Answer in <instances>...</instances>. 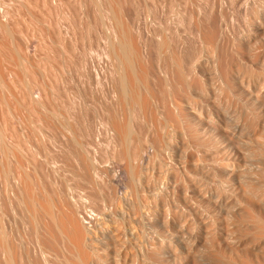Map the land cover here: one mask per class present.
Segmentation results:
<instances>
[{
    "label": "rangeland",
    "instance_id": "obj_1",
    "mask_svg": "<svg viewBox=\"0 0 264 264\" xmlns=\"http://www.w3.org/2000/svg\"><path fill=\"white\" fill-rule=\"evenodd\" d=\"M88 1V2H87ZM106 1V2H105ZM116 1H118V2H116ZM110 0V2L109 1H107V0H103V1H101V0H99V2H98V0L96 1V0H62V3H64V4H58V3H53L52 4V0H0V35L2 34L3 35V33L5 34V32L7 31L8 32V34H5L6 35V37H7V39H8V45L11 47H9L10 48V50H11V57H14V58H12V65H11V68H12V70H13V76H16V77H19V78H21L22 80H23V82H24V85H25V88H27L26 90L28 91V93H30L31 94V96H33V97H35V96H37V97H35L34 99H37V100H40L45 106H47L48 108H50V116L52 117V119H53V121L51 120V118L46 122V120H44L41 116V119H42V121L43 122H41V119L39 120L38 119V117H39V112H36L34 109L31 111L32 113H33V115H38L37 117L36 116H34L35 118H34V120H35V122L37 123V122H40V124H38L39 126L42 124V123H44V125H42V127L43 126H47L46 128H47V130H46V132L48 133V134H50V135H52L51 136V138H52V140L54 141H52L54 144L51 146V152L52 153H50V157L48 156V154H46V153H43L42 155H43V157H41L42 159H41V166L43 165V163H44V168H43V170L41 171V173H40V176H41V178L43 177V180H45V182L39 177V179L42 181L41 183H43L44 182V187H47V188H50V185L51 184H56V185H54V187L56 188H54L55 189V194H56V198H57V203H59L60 202V204H58L59 205V208L61 209V211H65L66 212V210H68L69 209V213H74L76 216H77V218L79 219V218H82V219H79V221L81 222V224L82 225H84V229L86 230V228H87V230H88V232L89 233H91V234H93V232L95 233V232H98L97 233V236H102L104 233L105 234H112L113 236H117L116 235V233L118 234V235H121L122 236V234H123V236L121 237V238H123L122 240H125L124 238H127L126 236H125V232H127V234L126 235H128V234H130V232H129V230H131L133 227H136V225H137V228H138V230H139V232L141 233V236H140V233H139V236H138V230H136L135 228L134 229H132V231H133V234L135 235V236H137V239H138V237H139V239L138 240H136V241H138V242H140V244H143V242H142V240H144L146 237H150L151 238V242H152V244H155L154 242H155V240H158L159 238H163V236H164V233H163V231L158 227V225H156V222L159 220V219H161V218H165L166 217V219L168 218L169 219V217L171 218V221H174L175 222V220L177 219V218H182V220H177V223L176 224H178V225H181L182 226V224H185L184 225V227H185V229H187L188 228V225L189 226H191L190 227V229H192L193 227H194V231L193 232H195V227L198 229V220H204V219H207L206 221L207 222H209L211 219H209L210 218V214H211V218H212V220H213V222H214V220H215V216H213L215 213L213 212V211H211L210 209H208V208H206L204 205H202L201 203L199 204V202L197 201L198 200V198H195V197H197V196H195V195H193L192 193H190L189 191V193L188 192H186V193H182V191L181 190H179L178 189V186H176V184L174 183V181H173V179H171V177L170 176H178V177H182V175H183V170H182V168L180 167V164H179V162H178V159H179V157L183 160V162L185 163V162H187L188 163V165H189V163L190 162H197V163H201V161H202V159H203V165L205 164L206 165V163H205V159H204V157L200 154V149H199V147H198V145L195 143V142H193V141H190V139H189V135H188V133H186V131H187V129H186V124H185V118H183L181 115H179V113H177L178 112V109L176 108V106L175 107H173L174 105H176L175 104V101H178L179 103L181 102L180 100H182V103L181 104H183V101L186 99V96H184V94H183V92L181 93V91H180V87H179V84L176 82V80H174L175 78H173L174 76L172 75V73H166L165 72V70H163L164 68H163V66H165V64L167 63V62H172V57L170 58V56L173 54V53H176L175 51H177V54H181L182 55V57H183V64H184V67H186V68H184L185 69V73H186V75H187V78H188V80H187V88L190 90H188L187 88V92L190 94V96H191V91L192 90H197V91H199V92H202L203 93V91H204V95H206V93H207V96L210 98V101L209 102H207V101H204L203 102V100H201V99H195V100H193L194 102L195 101H197V103L196 104H194L193 106L194 107H196V108H198L197 110H200L201 111V109H202V111H204V114H202L203 112L201 111V115H206L204 118H209V119H211L212 117H208V115L206 114V113H208V112H210V113H212V115L215 117V118H213V120L215 121V122H218V121H220L219 122V124L220 125H223V126H225V128H227L228 130H230V129H233V131L231 130L230 132H231V134L233 133V132H235V134H232V135H234L233 137H234V141L236 142L235 144H239V145H241L242 146V143L245 145H248L247 143H245V141H254V137H255V134H256V132H261L260 130L261 129H259L260 127L259 126H257V125H254V126H252L251 124H249L250 123V120H252V113H253V111L255 110V108H254V105L252 104V102L251 101H249L247 98H249V97H244L243 95H242V93H241V91H240V87L238 86L239 84H237V82H235V81H233L232 79H231V76L230 75H235V77H240L239 79L240 80H243L244 79V83L247 85V86H249V84H250V86H252V87H250V88H252V90L253 91H255V92H257L258 94H261V98H260V100L261 101H264V92H262V91H264V45H259L258 43H256V41H254V39H253V36H254V34H255V36H261L260 34H258V33H260L259 31H257L256 29H255V25H254V16H255V12L257 11V9L259 8V6H260V9H263L264 10V0H241L240 2H239V4H237L236 3V0H232V2L230 1V0H214V1H210V0H205L204 2L202 1V0H200V1H198V0H194V2H193V0H192V2L193 3H197V5H199V8L197 9V7H196V5L195 4H193V3H191V0H178L177 2H176V0H156V2H155V0L154 1H152V0ZM119 1H122V2H119ZM127 1H128V3H127ZM130 1V2H129ZM180 1V2H179ZM190 1V2H189ZM222 1H224V3L222 2ZM251 1V2H250ZM78 2V3H77ZM88 3V8L85 10V8H86V3ZM96 2V3H95ZM97 2H98V5H100L101 4V6H98L97 5ZM101 2V3H100ZM102 2H104L103 4H104V8H107V9H104L103 8V4H102ZM114 2V3H113ZM161 2H162V4H161ZM173 2V3H172ZM199 2V3H198ZM200 2H202V3H200ZM209 2V3H208ZM227 2V3H226ZM242 2V3H241ZM245 2H246V5H245ZM248 2V3H247ZM256 2V3H255ZM261 2V3H260ZM68 3V4H67ZM71 3H73V4H71ZM92 4V5H90V4ZM113 4V6H114V8H113V6H111V4ZM121 3V4H120ZM155 3V4H154ZM169 3V4H168ZM182 4V5H180V4ZM187 3V4H186ZM224 4V7H225V9H224V7L222 8L221 6H223V4ZM251 3V4H250ZM57 4V5H56ZM85 4V6H83ZM106 4H107V6L109 7H107L106 6ZM115 4V5H114ZM118 4H120V5H118ZM124 4V6H122ZM157 4V5H156ZM165 4H166V6H165ZM172 4H174V5H172ZM193 4V5H192ZM233 4V5H232ZM235 4V5H234ZM250 4V5H249ZM255 4H258V6H256ZM61 5H63V8H62V6ZM96 5H97V7H96ZM118 5V6H117ZM162 5V6H161ZM169 5V6H168ZM178 5L179 6H181V8L183 7V9H181L180 10V7L179 8H177L179 11H178V13H181L182 14V12L184 13V12H187V14L185 13V14H180L181 15V17H178V13L177 12H174V10H175V8H176V6L178 7ZM186 5V6H185ZM191 5V6H190ZM202 5V6H201ZM214 5V7H215V9H214V7H212ZM231 5H232V7L234 8H232L231 7ZM248 5V9L246 8V6ZM262 5V6H261ZM67 6V7H66ZM68 6H70V10H69V7ZM82 6V7H81ZM93 6H95V7H93ZM106 6V7H105ZM171 6H172V10L170 11V9L169 8H171ZM192 6H194V7H192ZM200 6H201V8H200ZM220 6V7H219ZM230 7L229 9H228V7ZM237 6V7H236ZM239 6H240V8H239ZM241 6H242V8H241ZM251 6V7H250ZM84 7V8H83ZM92 7V8H91ZM123 7V8H122ZM124 7H126V8H124ZM153 9H152V8ZM156 7H158V8H156ZM169 7V8H168ZM243 7H245V8H243ZM255 7V8H254ZM66 8V9H65ZM81 8V9H80ZM97 8V9H96ZM102 8H103V10H104V17L106 18V20H105V18L104 17H102L103 16V10H102ZM120 8H122V11H123V13H121L122 11H121V9ZM128 8V9H127ZM163 8V9H162ZM196 8V9H195ZM254 8V9H253ZM2 9H3V11H2ZM83 9V10H82ZM90 9V10H89ZM102 11H101V10ZM109 9V10H108ZM117 9V10H116ZM126 11V12H124V10ZM133 9V10H132ZM137 9V10H136ZM177 9L175 10V11H177ZM187 9V10H186ZM220 9H221V11H220ZM232 9V10H231ZM253 9V10H252ZM5 10V11H4ZM108 10V11H107ZM117 12H116V11ZM152 10V11H151ZM168 10V11H167ZM182 10H185V11H182ZM200 10H202V11H200ZM247 10V11H246ZM255 10V11H254ZM66 11H68V14L69 15H71L72 17H70V16H68V14L66 13ZM72 11V12H71ZM86 11V12H85ZM110 11H111V13H110ZM113 11V12H112ZM190 11H192V12H190ZM223 11V13L221 14V12ZM253 11V12H252ZM5 12H6V14H5ZM101 12H102V15H100L101 14ZM110 14H109V13ZM172 12L174 13V14H172ZM195 12H197V13H195ZM199 12H201V15L203 16H201L200 14H199ZM207 12V13H206ZM250 12V13H249ZM67 15H65V14ZM74 13V14H73ZM96 13V14H95ZM98 13V14H97ZM118 13V17H120L119 19H120V22H121V27L123 28V29H125L126 31H124V30H122V32H123V34H125L126 32L128 33H126V36H128V37H124L123 36V38H124V40L126 39L128 42H126L125 41V43H127L126 44V46H128L127 48H128V51H129V54H130V56H129V58H130V60H131V62L133 63V65H134V67H135V71H136V73H137V77H139V79H141V68L142 67H145V65H146V68H148L149 69V81L150 82H152V83H150V85H152L153 87H155L157 90H155V95L154 96H152L153 98H155V99H153V98H151V101H150V104L148 103V104H145L144 103V95L146 94V91H145V89H144V85L142 84L143 82H141L140 84V86H143V88H141V89H143L141 92V94H142V96H141V100H140V102L139 103H136L137 105H135V104H132V103H129V104H122L121 106H116L115 105V103H112V95H111V93L109 92L110 91V89L108 88L109 87V82L111 83V81H112V75H111V73L112 72H110V73H108L107 74V68L109 67V65L112 63V60H111V58L109 57V55H108V52H107V48H106V45H105V42H103L104 40V38L102 39V36L104 37L105 36V33H104V35L102 34L103 32H102V30L104 31V25L106 24H108L107 22H108V16H113V14H117ZM151 13V14H150ZM153 13V14H152ZM168 13H169V15H168ZM205 13V14H204ZM225 13V14H224ZM247 15H246V14ZM5 14V15H4ZM107 14V15H106ZM121 14V15H120ZM127 14V15H126ZM175 14H177V15H175ZM193 15L194 14V16H191V15ZM254 14V15H253ZM2 15H4V17H2ZM124 15H126V16H124ZM130 17H129V16ZM150 15H152V16H150ZM153 15H155V16H153ZM173 15H175V17L173 16V18H172V16ZM185 15V16H184ZM196 15V16H195ZM75 16V17H74ZM121 16H124V17H121ZM190 16H191V18H193V19H191L190 20ZM199 16V17H198ZM200 16H201V18H200ZM222 16H223V19H222ZM224 16H226L225 18H224ZM247 16H248V18H247ZM66 18V19H64V18ZM82 17H84V19L82 18ZM87 17H88V19H87ZM127 17V18H126ZM133 17V18H132ZM152 17H155V19L154 18H152ZM164 17H166V18H164ZM197 19H195V18ZM63 18V21L61 20ZM67 18H69L68 20H67ZM70 18H71V20H70ZM157 18V19H156ZM183 19L184 18V22H182V21H179L180 19ZM127 19H129L130 21H128L127 22ZM164 19V20H163ZM175 19V20H174ZM181 19V20H182ZM186 19V20H185ZM199 19H201V23H199V26L200 25H202V24H204V25H202L201 27L202 28H199L198 30H197V28L195 27L196 25V23H198L199 22ZM249 19V20H248ZM59 20V21H58ZM61 20V21H60ZM70 20V21H69ZM76 20V21H75ZM89 21V23H88V21ZM163 20V21H162ZM172 20H174V21H172ZM220 22H219V21ZM225 22H224V21ZM5 21V22H4ZM51 21V22H50ZM66 21H68V22H66ZM71 21H72V23L74 24V28L76 29V31H75V29L73 28V24L71 23ZM78 21V22H77ZM81 21H83L84 23H82ZM87 21V22H86ZM105 21H107V22H105ZM167 21V22H166ZM170 21H172V23L173 24H176V26L174 25V27H173V24L170 22ZM186 21H187V23H186ZM191 21V22H190ZM204 21H206V22H204ZM7 22H8V25H9V27H10V29H9V27H8V25H5V24H7ZM65 22V23H64ZM75 22V23H74ZM80 22H81V25H80ZM95 24H93V23ZM122 22H123V24H122ZM126 22V23H125ZM162 22V23H161ZM176 22V23H175ZM178 22V23H177ZM181 24H180V23ZM190 22V23H189ZM193 22V23H192ZM219 22V23H218ZM221 22H222V24H221ZM58 23V24H57ZM61 23V25H59ZM63 23V24H62ZM87 23V24H86ZM93 25H92V24ZM125 23V24H124ZM150 23V24H149ZM152 23H153V25H152ZM163 23H164V25H163ZM171 23V25H169ZM192 23V24H191ZM217 23V24H216ZM227 23V24H226ZM66 24V25H65ZM72 24V25H71ZM82 24H83V26L85 25V29H83V26H82ZM155 24H156V26H155ZM168 24V25H167ZM182 24H186V25H182ZM191 26H190V25ZM253 24V25H252ZM4 25L6 26V27H4ZM50 26V28H49V26ZM51 25H53V26H51ZM55 25V26H54ZM57 25H59V26H57ZM91 25V27L92 28H94L93 30H91L92 28L91 27H89ZM123 25H124V27H123ZM130 25V27H128ZM161 25H163V26H161ZM188 25H189V27H188ZM193 25V26H192ZM211 25L212 26H214L218 31V36H219V43H220V52H216V51H214V49H212L211 50V47L209 48V50L211 51H209L208 50V45L206 44H203L204 42H203V40H202V38L204 37V34L207 32V30H209V27H211ZM216 25V26H215ZM61 26V27H60ZM66 27L70 32H71V34L73 35H71V38L72 37H74V39L72 38H66V39H69V40H66L65 38H63V39H61L62 37V35L64 36V34H58L59 33V30H60V28H62V27ZM68 26V27H67ZM70 26V27H69ZM81 26V27H80ZM125 26H126V28H125ZM170 26H172L171 28H170ZM178 26H179V29H180V31H179V29H178ZM182 26V27H181ZM183 26H184V28H183ZM219 26V27H218ZM224 26V27H223ZM225 26H226V28H225ZM191 27V28H190ZM1 28H2V30H1ZM6 28V29H5ZM71 28V29H70ZM80 28V29H79ZM87 28H88V30H87ZM90 28V29H89ZM99 30H101V31H99ZM129 28H131V29H129ZM163 28H166V30H164L165 31V33H164V31H163ZM173 28H174V30H173ZM185 28H186V30H185ZM206 28V29H205ZM208 28V29H207ZM223 28H225V29H223ZM254 28V29H253ZM9 29V30H8ZM56 29V30H55ZM82 29H83V32H82ZM172 29V30H171ZM203 29V31H202V33H201V30ZM205 29V30H204ZM223 29V30H222ZM6 30V31H5ZM11 30H12V32H11ZM84 30H87V31H84ZM91 30V31H90ZM96 30H98V31H96ZM129 30V31H128ZM130 30H131V32H132V34L130 35ZM157 32H156V31ZM168 30V31H167ZM178 30V31H177ZM187 30H189V31H187ZM192 30V31H191ZM226 30V31H225ZM10 31V32H9ZM162 31V32H161ZM220 31V32H219ZM224 33H222V32ZM56 32V33H55ZM74 32H75V35H74ZM85 32H89L90 34L91 33H93V34H91V42H90V34L89 33H86L85 34ZM95 32H97V33H95ZM99 32H100V34H99ZM137 32V33H136ZM155 32H156V34H155ZM167 32H168V34L171 36H169V39H168V35H167ZM173 32H174V34H173ZM179 32V33H178ZM190 32H192V33H190ZM254 32H256V33H254ZM12 33V34H11ZM77 33V34H76ZM139 33V34H138ZM152 33H154V35L152 34ZM165 35H164V34ZM178 33V34H177ZM187 33V34H186ZM196 33V34H195ZM10 34V35H9ZM83 34H84V36H83ZM98 34L101 36H98ZM122 34V35H123ZM172 34V35H171ZM180 34V35H179ZM183 34V35H182ZM193 36H192V35ZM203 36H202V35ZM224 35L223 36V39H221V35ZM253 34V35H252ZM12 35V36H11ZM77 35V37H75ZM87 35H88V37H87ZM92 35H93V38H92ZM134 35V36H133ZM156 35V36H155ZM162 35V36H161ZM163 35L165 36L164 37V39H163ZM186 37H185V36ZM10 36V37H9ZM59 36H60V38H59ZM81 36H83L84 38H85V40H84V38H82ZM86 36V37H85ZM133 38H135V39H133ZM159 36V37H158ZM160 36H161V38L163 39V40H161V38H160ZM181 36H184L183 38H181ZM188 36V37H187ZM199 36V37H198ZM252 36V37H251ZM13 37L17 40H14L13 39ZM152 37V38H151ZM157 37V38H156ZM176 37H179V38H176ZM190 37V38H189ZM195 37V38H194ZM246 37H248L249 39H253L252 40V42H251V40H250V42H251V45H243L242 44V41H243V38H246ZM76 38V39H75ZM88 38V39H87ZM96 38V39H95ZM128 38V39H127ZM133 39V41L131 42V40ZM154 38V39H153ZM167 38V39H166ZM185 38V39H184ZM194 38V39H193ZM201 38V39H200ZM241 38V39H240ZM248 38H246V39H248ZM65 39V40H64ZM73 40L74 42H72L71 40ZM80 39H82L81 41H80ZM89 40V41H87V40ZM130 39V40H129ZM151 39V40H150ZM156 39H157V41H156ZM170 39H172V40H170ZM177 39H179V41L177 40ZM225 39V40H224ZM14 40V41H13ZM54 40H56V43H55V41ZM64 40V41H63ZM77 40H79V42H76ZM95 40V41H94ZM164 40H166L168 43H169V49L170 48H172V50L170 49V50H167L168 49V47H160V43L162 42V41H164ZM169 40V41H168ZM181 40H182V42H181ZM188 42H187V41ZM223 41V43L225 44H222V41ZM16 41V42H15ZM61 41V42H60ZM65 41H67L66 42V44H65ZM86 41V42H85ZM98 41V42H97ZM99 41H101L100 43H99ZM149 41H150V43H149ZM171 41H172V45H174V47L171 45ZM174 41V42H173ZM192 41V42H191ZM197 41H199V42H197ZM202 41V42H201ZM63 42H64V44H63ZM94 42V43H93ZM96 42V43H95ZM151 42H153V43H151ZM157 42H158V44H157ZM237 42V43H236ZM59 43H60V45H59ZM63 45H62V44ZM72 43H74V44H72ZM79 43V44H78ZM85 43H86V45H85ZM128 43H129V45H128ZM134 43V44H133ZM176 43V44H175ZM187 43V44H186ZM197 43H198V46L199 47H197ZM252 43H253V45H252ZM77 44V45H76ZM89 44V45H88ZM101 45V48H100V45ZM152 44V45H151ZM154 44L157 46H154ZM236 44V45H235ZM67 45V46H66ZM82 45V46H81ZM93 46V48H92V46ZM180 45H182V46H184V47H182V46H180ZM203 45H205V46H203ZM235 45V46H234ZM63 46H65V48L63 47ZM76 46V47H75ZM79 46V47H78ZM86 46H90L89 48L88 47H86ZM98 46H99V49H98ZM104 46V47H103ZM129 46H130V48H131V50H130V48H129ZM133 46V47H132ZM172 46V47H171ZM176 46H178V47H176ZM186 46H187V48H186ZM207 46V47H206ZM66 47H67V49H66ZM96 49H95V48ZM197 47V48H196ZM204 47V48H203ZM236 47V48H235ZM252 47H253V49H252ZM255 47H258L257 49L255 48ZM79 48H81L80 50H79ZM163 48L165 49V50H163ZM174 48V49H173ZM180 48V49H179ZM234 48V49H233ZM63 49H65V50H63ZM77 49H78V51H77ZM92 49H94L95 51H93ZM99 50V51H96V50ZM138 49V50H137ZM176 49V50H175ZM183 49V50H182ZM185 49V50H184ZM189 49V50H188ZM191 49V50H190ZM199 49V50H198ZM223 49H224V52L225 53H223V52H221V51H223ZM227 49H229V50H227ZM258 49H260V53L258 52V51H256V50H258ZM262 49V50H261ZM85 50V51H84ZM106 52H105V51ZM156 50V51H155ZM174 50V51H173ZM186 50H188V51H186ZM200 50H202V51H200ZM207 50V51H206ZM226 50V51H225ZM132 51V52H131ZM139 51V52H138ZM183 51V52H182ZM190 51V52H189ZM193 52V54H192V52ZM197 51H198V53H197ZM228 51V52H227ZM234 51H236V52H234ZM245 51V52H244ZM254 51H256V52H254ZM77 52V53H76ZM87 52V53H86ZM93 52H95V53H97V55L94 53L93 54ZM132 54H131V53ZM136 52V53H135ZM163 52V53H162ZM172 52V53H171ZM207 52H210V53H207ZM253 52H254V54H253ZM257 52H258V54H257ZM99 53V54H98ZM222 53V54H221ZM227 53V54H226ZM238 53V54H237ZM255 53L257 54V56L255 55ZM84 54V55H83ZM87 54H88V56H87ZM107 54V55H106ZM186 54V55H185ZM190 54V55H189ZM204 54H206V55H204ZM208 54V55H207ZM209 54H211V56L209 55ZM214 54V55H213ZM220 55V57H218L219 55ZM103 55H104V58H103ZM165 55V56H164ZM193 55V56H192ZM197 57H196V56ZM230 55V56H229ZM233 55V56H232ZM243 55V56H242ZM255 55V56H254ZM72 56H73V58H72ZM79 56V57H78ZM86 56H87V58H86ZM90 56V57H89ZM98 56V57H97ZM160 56H162V57H160ZM186 56V57H185ZM190 56V57H189ZM206 57V58H209L210 59V61H209V59H206V58H204L203 59V57ZM215 56V57H214ZM235 56V57H234ZM249 56H252V58L254 57V61H253V59H251ZM85 57V58H84ZM109 57V58H108ZM151 57V58H150ZM189 57V58H188ZM191 57H192V59H191ZM194 57V58H193ZM199 58V60H201V61H199V63H198V59L196 60V58ZM218 57V58H217ZM221 57H222V59H221ZM228 57H230L229 59H228ZM239 57H241V59L239 58ZM245 57V58H244ZM88 58H89V60H88ZM91 58V59H90ZM99 58H103L102 59V62H103V60L105 61L104 63H102L101 62V59H100V61H99ZM163 58V59H162ZM166 58V59H165ZM169 58V59H168ZM214 58V59H213ZM243 58V59H242ZM257 58V59H256ZM258 58H259V60H258ZM85 59H87V60H85ZM94 61H93V60ZM109 59H110V62L111 63H108V61H109ZM133 59V60H132ZM168 59V60H167ZM215 60V61H212V60ZM217 59H219L218 61L219 62H217ZM228 59V60H227ZM234 59V60H233ZM258 60V61H256V60ZM84 60V61H83ZM144 60V61H143ZM161 60H163V61H161ZM165 60H166V62H165ZM186 60V61H185ZM191 60H194L193 62L191 61ZM241 60V61H240ZM91 61V62H90ZM107 61V62H106ZM143 61V62H142ZM150 61V62H149ZM161 61V62H160ZM196 61V62H195ZM204 61L206 62V63H204ZM248 61V62H247ZM85 62V63H84ZM87 62H89V63H87ZM93 62L95 63V64H93ZM97 62H98V65H100V66H98L97 65ZM137 62V63H136ZM217 62V63H216ZM222 62V63H221ZM244 62H245V64H244ZM82 63H84V64H82ZM91 63H92V65H91ZM147 63V64H146ZM159 63V64H158ZM164 63V64H163ZM188 63V64H187ZM197 63H198V65H197ZM212 63V64H211ZM220 65H219V64ZM88 66H87V65ZM101 64H103V65H101ZM107 64V65H106ZM143 64V65H142ZM162 64V65H161ZM209 64V65H208ZM213 65L212 67H210L211 65ZM214 64H217L216 66H214ZM246 64H248L249 66L250 65H254L255 67H257V69H256V71L254 72V71H252L251 69H250V67L249 66H247ZM87 66L88 67V70H89V72L90 71H94L96 68H98V71L100 72H98L97 71V69L94 71V72H97V73H99V74H102L103 72H105L106 74H107V77L110 79V80H108V81H106V79H104L103 77H102V90L100 91V92H98L97 93V95H96V100H93V101H90V100H88V97H87V95H86V93H85V85L84 84H87V82H88V70H87V67H84V66ZM94 65H96L95 67H94ZM107 66V68H106V66ZM142 65V66H141ZM203 65V66H202ZM206 65H208V67H206ZM218 65H219V67L220 68H218ZM104 66V67H103ZM162 68H161V67ZM188 66H192V67H188ZM196 68H195V67ZM231 67V68H229L230 69V71L228 72L229 73V75H228V73H227V71H224L225 70V68H227V67ZM102 67V69H100ZM151 67H153V68H151ZM216 67H217V69H216ZM239 67V68H238ZM209 68V69H208ZM232 68H233V70H232ZM237 68H238V70H237ZM84 69L86 70V71H84ZM195 69V70H194ZM198 69V70H197ZM223 69V70H222ZM104 70V71H103ZM163 72H162V71ZM196 72V75H195V73H194V71ZM215 70V71H214ZM80 71H82V72H80ZM126 70H123V73H125L124 74V76H125V78L128 76L129 77V75L127 74V72H125ZM187 71V72H186ZM199 71V72H198ZM206 71V72H205ZM209 71V72H208ZM218 71V72H217ZM220 71V72H219ZM234 71V72H233ZM241 71V72H240ZM251 71V72H250ZM201 75H199L198 73ZM210 72H212V73H210ZM216 72V73H215ZM236 72V73H235ZM242 72H244V74L246 75V76H244L243 74H242ZM255 73V74H253V73ZM257 72V73H256ZM258 72H260V73H258ZM84 75H83V74ZM157 73V74H156ZM166 73V74H165ZM189 75H188V74ZM218 73V74H217ZM223 73H225V75L223 74ZM227 73V74H226ZM238 73H240V74H242V75H240V74H238ZM247 73H248V75H247ZM161 74V75H160ZM168 74V75H167ZM213 74V75H212ZM216 74V75H215ZM223 74V75H222ZM163 75V76H162ZM191 75V76H190ZM212 75V76H211ZM215 75V76H214ZM217 75H219V76H221V77H219V76H217ZM80 76H82L81 77V79H80ZM102 76V75H101ZM153 77V79H152V77ZM161 76V77H160ZM165 76L168 78V76H169V78H168V84L170 85V87L171 88H173V87H177V92H176V94H175V99L176 100H173L171 97L173 96L174 97V94L173 95H171V96H165L166 97V99L165 98H162V90H161V88H160V86H158L159 85V80L161 79V80H166L165 79ZM195 76H197V77H195ZM203 76H205L204 78H203ZM224 76V77H223ZM247 77L246 79L245 78H241V77ZM214 78V80L212 79V78ZM223 77V78H222ZM82 78H83V80H82ZM107 78V79H108ZM138 79V78H137ZM156 79H158V81L156 80ZM170 79H171V82H173V83H171L170 82ZM198 81H197V80ZM200 79V80H199ZM202 79V80H201ZM205 79V80H204ZM224 79V80H223ZM227 79H229V80H227ZM239 79H237V81L239 80ZM79 80V81H78ZM127 80H129L130 81V79H128L127 78ZM155 80H156V82H155ZM212 80V81H211ZM224 82H223V81ZM85 81V82H84ZM104 81V82H103ZM127 82L128 84H129V86L131 85V81L130 82ZM188 81L190 82V83H188ZM197 81V82H196ZM203 81H206L205 82V85H204V82ZM228 83H227V82ZM107 82V83H106ZM156 84H155V83ZM203 82V83H202ZM249 82V83H248ZM78 83V84H77ZM192 83V84H191ZM248 83V84H247ZM105 84H107V85H105ZM154 84V85H153ZM158 84V85H157ZM173 84V85H172ZM176 86H175V85ZM190 84V85H189ZM202 84H203V87H202ZM225 84V85H224ZM226 84H229V86H231V89H230V87L228 86V85H226ZM263 84V85H262ZM34 85H38V89H36L35 91H34V93L32 92V89L31 88H33V86ZM210 85V86H209ZM214 86V87H212V86ZM260 85H262V89H261V87H260ZM104 86H105V89H104ZM225 86H227V88L225 87ZM66 87V88H65ZM131 87V86H130ZM205 87L207 88V89H209V90H207V89H205ZM209 87V88H208ZM254 87V88H253ZM256 87L258 88V89H256ZM211 88H214V89H216V90H212ZM45 91H44V90ZM47 89V90H46ZM66 89H67V92H66ZM201 89H202V91H201ZM228 89H229V91H228ZM254 89H256V90H254ZM80 91H81V94H80ZM107 91V92H106ZM160 91H161V93H160ZM210 91V92H209ZM215 91H217V92H215ZM41 92V93H40ZM45 92V93H44ZM69 92H71V93H69ZM84 94H83V93ZM103 92H105V94L103 93ZM159 92V93H158ZM262 92V93H261ZM78 93V94H77ZM100 93V94H99ZM187 93V94H188ZM211 93V94H210ZM213 93V94H212ZM50 94V95H49ZM72 94H73V96H72ZM75 94V95H74ZM228 94V95H227ZM49 95V96H48ZM106 95V96H105ZM183 95V96H182ZM186 95V94H185ZM211 95V96H210ZM227 95V96H226ZM237 95V96H236ZM45 98H43V97ZM52 96H53V98H55L56 99V101H54L53 100V98H52ZM55 96V97H54ZM71 96V97H70ZM75 96V98L74 99H76V100H74L72 97H74ZM78 96H80V97H78ZM81 96H83V98L81 97ZM103 96H105V98L103 97ZM110 96V97H109ZM158 98H157V97ZM40 97V98H39ZM41 97H42V99H41ZM47 97V98H46ZM50 97V98H49ZM100 99H99V98ZM102 97V98H101ZM107 97V98H106ZM169 97V98H168ZM229 97V98H228ZM239 97V98H238ZM262 97H263V99H262ZM39 98V99H38ZM72 98V99H71ZM163 99V100H161V99ZM174 101H172L171 99ZM244 98V99H243ZM50 99H51V101H50ZM83 99H85V101H83ZM103 99V100H102ZM108 99V100H107ZM168 99V100H167ZM215 99V101H213ZM44 100H45V102H46V104H45V102H44ZM105 100H107V102L105 101ZM154 100H156V102L154 101ZM240 100V101H239ZM81 101V102H80ZM89 101H90V103H89ZM103 101V102H102ZM161 101V102H160ZM164 101L166 102V103H164ZM170 103H169V102ZM87 102V103H86ZM109 102V103H108ZM141 102H143L142 104H141ZM154 102H155V104H154ZM158 102H159V104H158ZM173 102V103H172ZM199 102V103H198ZM204 104H203V103ZM241 102V103H240ZM49 103V104H48ZM51 103V104H50ZM92 103V104H91ZM162 103H164V105L162 104ZM168 103V104H167ZM172 103V104H171ZM205 103H206V106L207 105H209V106H207L208 107V109H206V106H205ZM209 103V104H208ZM220 103V104H219ZM87 104H88V106H87ZM91 106H90V105ZM98 104V105H97ZM100 104V105H99ZM103 104V105H102ZM154 105V106H151V105ZM197 104H200L199 106L197 105ZM201 104L203 105V107L205 108H201ZM241 104V105H240ZM245 104V105H244ZM49 105V106H48ZM108 105H110L109 107H108ZM114 105V106H113ZM217 105H219V106H217ZM220 105H221V107H223L222 108V110H221V108H220ZM248 105V106H247ZM93 106V107H92ZM98 106V107H97ZM103 106V107H102ZM169 108H168V107ZM243 106V107H242ZM245 106V107H244ZM246 106H247V109H246ZM252 106H253V108H252ZM30 107V106H29ZM70 107V108H69ZM115 107H117V108H119V109H117V110H119L118 112L120 113H118L119 114V116H120V118L121 119H124V121H127V123L128 124H130L131 125V128H132V134L130 135V138H129V140H122V138H120L121 136L120 135H118L116 132H114L115 130L113 129V127H112V125L111 124H108V120H106L107 121V123L106 124H108L107 126H108V128H109V130L107 131V129L105 128V130L103 129L101 132L103 133V131H106L107 133H109L110 135H108L106 132H104L102 135H101V133L96 129V127H97V124L98 123H96V122H98L99 121V118H100V116L102 115V113H103V111H105V109H106V116L108 117L109 116V113L108 112H110L112 109H115ZM122 107V108H121ZM166 107V108H165ZM240 109H239V108ZM241 107H242V110H241ZM31 109H32V107H30ZM90 108V109H89ZM100 108V109H99ZM103 108H105V109H103ZM110 108V109H109ZM130 108V109H129ZM159 108V109H158ZM167 108H168V110L169 111H167ZM195 108V109H196ZM201 108V109H200ZM215 108V109H214ZM245 108V109H244ZM89 111H88V110ZM121 109V110H120ZM211 109H212V111H211ZM226 110V111H224L223 112V110ZM37 111L39 110V108L38 109H36ZM52 110V111H51ZM76 110V111H75ZM108 110V111H107ZM135 110V111H134ZM171 110H173V111H171ZM174 110H175V112H176V114L174 113L173 114V112H174ZM208 110V111H207ZM216 110H218V111H216ZM238 110H239V112H241L242 114V116L241 117H239L240 116V113H238ZM251 110H252V112H251ZM40 111V110H39ZM55 113H54V112ZM95 111V112H94ZM100 111V112H99ZM199 111V112H200ZM205 111H207V112H205ZM256 111V110H255ZM92 112V113H91ZM145 112H146V114H145ZM169 114H168V113ZM198 112V111H197ZM198 112V113H199ZM34 113H36V114H34ZM89 113V114H88ZM99 113H101V114H99ZM108 113V114H107ZM123 113H125V114H123ZM140 113V114H139ZM144 113V114H143ZM170 113H171V115H170ZM210 113H208L209 114V116L211 115ZM218 113H219V116H218ZM221 113V114H220ZM227 113V114H226ZM236 113V114H235ZM238 113V114H237ZM246 113V114H245ZM248 113H250V115L248 114ZM92 114V115H91ZM96 114H98V115H100L99 117H98V115L96 116ZM225 114V115H224ZM32 115V116H33ZM70 115V116H69ZM73 115H74V117H73ZM88 115H89V117H88ZM165 115V116H164ZM167 115V116H166ZM168 115L170 116V117H172V120H169V119H171L170 117H168ZM172 115H174L175 116V119L176 120H174V116H172ZM177 115V116H176ZM220 115L222 116L221 118H220ZM227 115V116H226ZM237 115H238V117H237ZM246 115H248L247 117H248V119H246L247 117H246ZM57 116V117H56ZM66 116V117H65ZM94 116V117H93ZM122 116H123V118H122ZM164 116V117H163ZM229 116V117H228ZM54 117V118H53ZM69 117H73L74 119H72V120H74V121H71V119L69 118ZM77 117V118H76ZM176 117H178V120H177V118ZM180 117V118H179ZM245 118V120H244V118ZM39 120H37V119ZM88 118H90V119H88ZM95 118V119H94ZM97 118V119H96ZM109 118V117H108ZM217 118V119H216ZM242 118V119H241ZM249 118H250V120H249ZM55 119V120H54ZM64 119V120H63ZM68 119L70 120V122L68 121ZM76 119V120H75ZM127 119V120H126ZM179 119H180V121H179ZM219 119V120H218ZM229 121V122H227V120ZM230 119V120H229ZM232 119V120H231ZM236 119H238V120H236ZM168 120L170 121L169 123H168ZM173 120H174V122L176 123L175 125H174V122H173ZM235 120V121H234ZM50 121H51V123H50ZM88 121H90V122H88ZM93 121H94V123H93ZM133 121V122H132ZM172 121V122H171ZM184 122V124H183V122ZM224 121V122H223ZM231 121V122H230ZM246 121H248V123L246 122ZM53 122V123H52ZM57 123V126H58V128H55V127H57L55 124ZM73 122V123H72ZM178 122V123H177ZM228 123V126H230L231 125V127H230V129H229V127H227V125H225V123ZM246 122V123H245ZM46 123V124H45ZM66 123V124H65ZM70 123L72 124V125H70ZM89 123H90V125H89ZM226 123V124H227ZM230 123V124H229ZM232 123V124H231ZM51 125V127H49V125ZM54 124V125H53ZM63 124L66 126H63ZM88 124V125H87ZM95 124V125H94ZM167 124H169V125H167ZM184 126H183V125ZM249 124V125H248ZM94 125V126H93ZM109 125H110V127H112V129L110 130V127H109ZM172 125H174V126H172ZM63 126V127H62ZM68 126H72V127H69L68 128ZM74 126V127H73ZM80 126V127H79ZM91 126V127H90ZM45 127H44V129H45ZM65 127V128H64ZM152 127V128H151ZM48 128H49V130L51 131H49L48 130ZM64 131L65 129H67L68 128V130H65L64 131V134H68L69 135V139H68V135L66 134V135H63L64 137H65V140H64V137L62 136V134H63V132H62V130ZM71 128L73 129V132H72V130H71ZM88 128L90 129L89 130V132H88ZM95 128V129H94ZM258 128V129H257ZM86 129V130H85ZM256 129V130H255ZM95 130H96V132H95ZM112 130H113V132L115 133V135H118L117 137L119 138V139H117V137L113 134V133H110V132H112ZM186 130V131H185ZM205 130L206 131H208L207 132V134L205 133ZM203 129V132L208 136V137H211V138H213L214 139V137H217V136H220V135H217V134H215V132L213 131V129H210V128H206V129ZM211 130V131H210ZM57 132V133H55V132ZM70 131H71V133L72 134H70ZM75 131H77V134H76V132ZM110 131V132H109ZM75 132V133H74ZM84 132V133H83ZM86 132V133H85ZM100 133V134H98V133ZM182 132V133H181ZM188 132V131H187ZM214 132V133H213ZM54 135H53V134ZM76 134V138H75V140L73 139L75 136H74V134ZM95 134V135H89V134ZM209 133V134H208ZM88 135V137H87V135ZM170 134V135H169ZM187 134V135H186ZM211 134V135H210ZM240 134H241V136H240ZM49 135V136H50ZM85 135V136H84ZM100 135H101V137H100ZM108 135V137H106V136ZM115 136V139H116V141H118V143H116V141L114 142V140H113V138H114V136ZM168 135V136H167ZM216 135V136H215ZM235 135H237V136H235ZM239 135V136H238ZM73 136V137H72ZM79 136V137H78ZM91 136V137H90ZM99 136V137H98ZM102 136H103V138H102ZM105 136V137H104ZM110 136V137H109ZM112 136H113V138H112ZM132 136V137H131ZM134 136V137H133ZM61 137V138H60ZM159 138V140H158V138ZM183 137V138H182ZM188 137V138H187ZM57 138V139H56ZM60 138V139H59ZM79 139V142H78V139ZM218 138V137H217ZM238 138V141L239 142H241V141H243L242 143H239L238 141H236L235 139H237ZM240 138V139H239ZM242 138V139H241ZM253 138V139H252ZM72 139V140H71ZM94 139H96V140H94ZM101 140L100 142L102 143V144H100V142H99V140ZM102 139H103V141H102ZM111 140V142H110V140ZM171 139V140H170ZM55 140H56V142H55ZM66 140H68V142L66 141ZM77 140V141H76ZM88 140H89V142L91 141V146H90V143L88 142ZM149 140V142H147ZM166 140V141H165ZM187 140L189 141L188 143H187ZM224 141H223V143L224 142H226V140L225 139H223ZM121 143H120V142ZM129 141V142H128ZM151 141V142H150ZM172 141V142H171ZM57 142L60 144V145H58L57 144ZM61 142V143H60ZM63 142H65V143H63ZM82 142H83V145L81 146V144H82ZM95 142V143H94ZM97 142V143H96ZM126 142H127V146H128V149L131 151L130 153H132L133 152V149H134V147L136 146L138 149H139V151L141 152V149H142V151H144L143 149H145V151L147 152V154H148V157H146L145 158V161H144V159H141L142 160V162L140 161V159H139V162L137 163V162H135V160H137V159H133V160H130V159H128V158H126V157H122L123 155L121 154L122 152H124V149L127 151L128 149H127V147H126ZM68 143V144H67ZM94 143V144H93ZM108 143H110V144H108ZM116 144L115 146H114V144ZM122 143H123V146H122ZM137 143V144H136ZM147 143V144H146ZM152 143V144H151ZM174 143V144H173ZM179 143V144H178ZM202 143H204L205 145H209V147H211L213 144V146L211 147V148H214L213 150H219V152H220V150H221V147H220V145L217 143L216 144V142L215 141H212V140H210V139H206L205 141H203ZM211 143V144H210ZM62 144V145H61ZM69 144H71V145H69ZM89 146H88V145ZM99 144V145H98ZM136 144V145H135ZM167 144H169V146L167 145ZM187 144H188V146H187ZM64 145H65V147H64ZM85 145V146H84ZM93 145H96V148L97 149H99V151H97V153H96V148H94V146ZM111 145V147L109 148V146ZM125 145V146H124ZM131 145V146H130ZM147 145V146H146ZM245 145V146H246ZM62 146V148H60ZM73 146H74V148H73ZM88 146V147H87ZM98 146H100V148L98 147ZM103 146V147H102ZM115 148H114V147ZM130 146V147H129ZM146 146V147H145ZM178 146V147H177ZM218 146V147H217ZM56 147V148H55ZM63 147H64V149H63ZM68 147V148H67ZM72 147V148H71ZM120 147V148H119ZM125 147V148H124ZM135 147V148H136ZM145 147V148H144ZM160 147V148H159ZM173 147V148H172ZM185 147V148H184ZM250 147V145L249 146H247V148H249ZM65 148H67L68 149V151L69 152H71V153H69V152H67V149H65ZM78 148V149H77ZM91 148V149H90ZM94 148V149H93ZM112 148V149H111ZM133 148V149H132ZM136 148V149H137ZM150 148V149H149ZM163 148V149H162ZM189 148V149H188ZM58 149V150H57ZM62 149V150H61ZM70 149V150H69ZM71 149H72V151H74V152H72L71 151ZM74 149V150H73ZM77 149V150H76ZM80 149V150H79ZM87 149V150H86ZM123 149V150H122ZM136 149H134V151L136 150ZM152 149V150H151ZM250 149V148H249ZM64 150V151H63ZM88 150H90L91 152L90 153H88ZM94 150H95V154H94ZM118 150H119V152H118ZM185 150H186V152H185ZM200 150V151H199ZM252 150V149H251ZM253 150H255V149H253ZM252 150V151H253ZM58 151V152H57ZM62 152V154H61V152ZM66 151V152H65ZM79 153H78V152ZM104 151V152H103ZM108 151V152H107ZM110 151H111V153H110ZM116 151V152H115ZM120 151H122V152H120ZM149 151V152H148ZM196 151V152H195ZM199 151V152H198ZM256 151H258V150H256ZM255 151V154H254V152L253 153H251V157H252V155H253V159H264V156H260L261 155V153H260V151L259 152H256ZM65 152V154L63 155V153ZM75 152L76 153H78L79 154V157H80V159H78L77 157L75 158V159H73L72 158V156L74 157V156H77L76 154H75ZM84 152V153H83ZM129 152V151H128ZM152 152V153H151ZM98 153H100V155H97ZM129 153V154H130ZM186 153H187V155H186ZM193 153H194V155H195V153H196V157L197 156H200V157H203L202 159H200V157H198V159L197 160H193V158H194V156H193ZM57 156H56V155ZM72 156H71V155ZM80 154H83L84 156L86 155V156H88L89 154H91V156H93V160L95 159L96 160V162H95V160L93 161L95 164L98 162L99 163V165H100V163H101V165H100V167H99V165L98 164H96L97 166H98V168L96 169V167L97 166H95V169H92V170H90L89 171V167H88V164L86 163V160L84 161V158H81L82 157V155L80 156ZM109 154V155H108ZM118 154V155H117ZM119 154H121V155H119ZM183 154H185V156L183 155ZM258 154V155H257ZM56 156L57 158L56 159H54V156ZM95 155H97V156H95ZM131 155V156H130ZM129 155V158H131L132 156H133V153L132 154H130ZM152 155V156H151ZM264 155V154H263ZM47 156V157H46ZM63 158H62V157ZM70 156V157H69ZM115 156H116V159H115ZM118 156H121V158L120 157H118ZM258 156V157H257ZM49 157V159H50V161H53V162H50V163H52V164H50L49 162H46L45 161V159L47 160V158ZM52 157H53V159H52ZM65 157V158H64ZM67 157H69V158H67ZM118 157V158H117ZM188 158V159H185V158ZM195 157V158H196ZM60 158V159H59ZM96 158H99V159H96ZM123 158V161L121 160ZM58 159V160H57ZM63 159V160H62ZM65 159H67V160H65ZM76 159H77V161L78 160H81L80 162L78 161L77 163H79L81 166L83 165V166H85V168L82 166H80L79 164H77L76 163ZM119 159V160H118ZM125 159V160H124ZM128 159V160H127ZM45 162H44V161ZM54 160H56L58 163H57V165L58 166H56L55 167V165H54ZM73 160V161H72ZM83 160V161H82ZM116 160V161H115ZM201 160V161H200ZM232 160V161H231ZM237 160V161H236ZM48 161V160H47ZM56 161H55V163H56ZM65 161V162H64ZM100 161V162H99ZM138 161V160H137ZM229 161H231L232 162V164H231V162H229ZM63 162V163H62ZM74 162V163H73ZM85 162V163H84ZM114 162V163H113ZM124 162V163H123ZM130 162H132L131 164H130ZM234 162H235V166H234ZM46 163V164H45ZM84 163V164H83ZM137 163V164H136ZM187 163H185V165L186 166H188L187 165ZM226 163V164H225ZM48 164H50V165H52L53 166V169H54V174H51V172L49 171L50 169L47 167V166H49V167H51L50 165H48ZM70 164V165H69ZM87 166H86V165ZM113 164H115V165H113ZM139 164V165H138ZM223 164L224 165H233L234 167H237V169H242L243 167H241V166H244L243 165V161H241V160H238V159H234L233 157H232V159H228V161L225 159V161L223 160ZM241 164V165H240ZM79 165V167H76V166H78ZM103 165V167H101ZM132 165L135 167V168H132ZM136 165V166H135ZM238 165H240V166H238ZM74 166V167H73ZM108 166V167H107ZM123 166V167H122ZM80 167H81V169L82 170H80ZM87 167V168H86ZM119 167V168H118ZM120 167H121V169H120ZM139 169H138V168ZM169 167V168H168ZM239 167H241V168H239ZM77 168H78V171H77ZM102 168V169H101ZM104 168V169H103ZM110 168V169H109ZM147 168V169H146ZM181 168V169H180ZM45 169V170H44ZM47 169H49V170H47ZM57 169V170H56ZM85 169V170H84ZM86 169H87V171H89V172H87L86 171ZM100 171H99V170ZM107 169V170H106ZM112 169V170H111ZM120 169V170H119ZM126 169V170H125ZM133 169H135V170H133ZM169 169H171V171H169ZM173 169V170H172ZM47 170V171H46ZM99 171V172H97V173H99L100 175L102 174V176H100L99 174V177H98V175L95 173V174H93V172L92 171ZM105 170V171H104ZM118 171V175L116 174V172ZM135 171V173L133 172V171ZM139 170V171H138ZM144 170V171H143ZM166 170H168V171H166ZM47 173H46V172ZM49 171V172H48ZM58 171V172H57ZM77 171V172H76ZM81 171H85L84 173L83 172H81ZM138 171V172H137ZM174 171V172H173ZM182 171V172H181ZM44 172V173H43ZM57 172V173H56ZM60 172V173H59ZM76 172V173H75ZM101 172V173H100ZM105 174H104V173ZM146 172H147V174H146ZM165 172V173H164ZM169 172V173H168ZM170 172H171V174H170ZM55 173H56V175L58 176H56L55 175ZM58 173H59V175H58ZM86 173H87V175H86ZM92 175V177H91V175ZM124 173V174H123ZM127 173V174H126ZM138 173V174H137ZM168 173V174H167ZM44 174H45V176H44ZM47 174V175H46ZM140 174L142 175H144L145 177H144V179H145V181H144V179H143V175L141 176L142 178H139V179H141L142 181L140 182L141 183V185L139 186L140 187V189H139V194H138V192H137V194L136 193H132V189H131V187H132V184H134L136 181V179L135 178H138V177H140ZM167 174V175H166ZM51 175H53V176H51ZM80 175V176H79ZM82 175V176H81ZM84 175H86L85 177H86V179H87V177H89V178H95L96 176V178L95 179H93V181H92V179H87V180H85V178H84ZM116 175V176H115ZM120 175V176H119ZM122 175V176H121ZM134 175V176H133ZM136 175V176H135ZM139 175V176H138ZM165 175V176H164ZM113 176V177H112ZM127 176V177H126ZM52 177H54V178H52ZM57 177V178H56ZM115 177H117L116 179V181L113 179V178H115ZM120 177V178H119ZM135 177V178H134ZM100 178V179H99ZM123 178V179H122ZM53 179L55 180V181H53ZM57 179V180H56ZM103 179V180H102ZM105 180V181H104ZM87 181V182H86ZM103 181V182H102ZM172 181V182H171ZM185 181L188 183V181L186 180V177H185ZM89 182V183H88ZM90 182H92V183H90ZM186 182H185V185H187L186 184ZM94 183V184H93ZM89 184V185H88ZM94 185V186H92V185ZM96 184V185H95ZM119 184V185H118ZM189 185V184H188ZM187 185V186H188ZM131 186V187H130ZM174 186H176V187H174ZM69 187V188H68ZM117 188V189H116ZM95 189V190H94ZM98 189V190H97ZM153 192V193H152ZM62 193V194H61ZM64 193V194H63ZM157 193V194H156ZM75 194V195H74ZM105 194V195H104ZM113 194V195H112ZM117 194V195H116ZM132 194H134V196H132ZM135 194H136V196H135ZM189 194V196L188 197H186L187 195ZM111 195H112V197H111ZM138 195V196H137ZM186 195V196H185ZM74 197V199L76 200H74L72 197ZM115 197V199L114 200H112L114 197ZM120 196H122V197H120ZM130 198H129V197ZM191 196V197H190ZM194 196V197H193ZM82 197V198H81ZM103 197H105V198H103ZM110 197V198H109ZM124 197L125 198H127V199H124ZM261 197V196H260ZM262 200L264 201V196L262 195ZM71 198H72V202H71ZM96 198V199H95ZM100 198H101V200H100ZM107 198V199H106ZM116 198H120L118 201L119 202H121V203H119V202H117L116 200ZM136 198V199H135ZM188 198V199H187ZM64 199V200H63ZM65 199H66V201H65ZM104 199H106V200H104ZM131 199V200H130ZM134 201H133V200ZM149 199V200H148ZM186 199V200H185ZM197 199V200H196ZM74 200V201H73ZM90 200V201H89ZM99 200V201H98ZM103 200V201H102ZM108 200V201H107ZM124 202H123V201ZM125 200H128V202H129V200L131 201V202H129L130 203V205L132 204V206H131V209L130 210H128L127 208H126V205L124 204V203H126V201ZM103 203H101V202ZM106 201V202H105ZM111 201V202H110ZM114 201H116V204H120L121 206H119V205H116L115 204V202ZM147 201V202H146ZM195 201V202H194ZM92 202H95V205L94 204H91ZM104 202H105V204H104ZM190 203V204H193V206H194V209H191L190 207H188L186 204L187 203ZM70 205H69V204ZM78 203V204H77ZM99 205H97V204ZM123 203V204H122ZM196 203L197 204H199L200 206H202V207H199V205H197L196 206ZM63 206H62V205ZM100 204H102V206H103V208H104V205L106 206V210L105 211H107L106 213H105V211H104V214H101L100 212H99V210H98V207H101V205ZM108 204V205H107ZM110 204V205H109ZM112 204V205H111ZM113 204L115 205V206H113ZM178 205V207H177V205ZM61 205V206H60ZM67 205H68V207H67ZM92 205V206H91ZM124 205V206H123ZM140 205V206H139ZM65 206V207H64ZM94 206V207H93ZM110 206V207H109ZM116 206H117V208H116ZM123 206V207H122ZM66 207H67V209H66ZM120 207H122V208H120ZM176 207L177 208H179V209H177V211L179 212V213H177V211L175 210L176 209ZM197 207H199L198 208V210H200L201 208V211L202 212H206V213H203V216H202V213L200 212L199 214H201L200 216H199V214H197L198 212H196V210H197ZM90 208V209H89ZM119 208V209H118ZM141 208V209H140ZM172 209L173 211L171 212V210L170 209ZM186 208H188V209H186ZM95 209V210H94ZM108 209V210H107ZM128 211H127V210ZM140 209V210H139ZM164 209H166V211L164 210ZM186 209V210H185ZM191 209V210H190ZM205 209V210H204ZM93 210L95 211V212H93ZM97 210V211H96ZM122 211L123 212V210H124V216H123V213L122 212H120V211ZM134 211L135 210V212H136V210H137V212H138V214H141V215H145L146 213L147 214H149V215H145V219L147 220V218L148 219H150V221L151 222H149V224L147 223L146 225L144 224L143 226H140V225H138V224H133V223H131L130 222V220H129V217H130V215L132 214V211ZM145 210V211H144ZM176 212H175V211ZM180 210H182V211H180ZM189 210V211H188ZM204 210V211H203ZM72 211V212H71ZM127 213H126V212ZM129 211H130V215H129ZM140 211H144L143 213L142 212H140ZM155 211V212H154ZM170 211V212H169ZM96 212L97 213H100L99 215H102V216H104L103 217V219H100L101 218V216L99 217V215H97L96 214ZM110 212V213H109ZM140 212V213H139ZM165 212V213H164ZM173 212L174 213H176V214H173ZM185 212V213H184ZM207 212H208V214H207ZM81 214V216H80V214ZM91 213V214H90ZM112 213H113V215H114V219L112 218ZM182 213V214H181ZM79 214V215H78ZM96 214V215H95ZM163 214H165L164 216H163ZM170 215V216H168V215ZM174 216L175 215V217H172V215ZM205 214V215H204ZM92 215H93V217H92ZM94 215H95V217H94ZM105 215L107 216V217H105ZM111 215V216H110ZM160 215V216H159ZM89 216H91V217H89ZM127 216V220H129V221H127V220H125V217ZM129 216V217H128ZM151 216V217H150ZM168 216V217H167ZM178 216H180V217H178ZM208 216H209V218H208ZM99 217V218H98ZM108 217H111V218H108ZM196 217H198V218H196ZM202 217H206V218H203L202 219ZM213 217H214V219H213ZM94 218V219H93ZM99 219V220H96V219ZM180 218V219H181ZM184 218V219H183ZM91 219V220H90ZM111 219V220H110ZM167 219V220H168ZM173 219V220H172ZM89 220H90V222H89ZM95 220V222H93ZM106 220V221H105ZM124 220V221H123ZM183 220H185L184 222H183ZM187 220V221H186ZM195 220V221H194ZM209 220V221H208ZM211 220V221H212ZM85 221V222H84ZM97 221H99L98 223H97ZM102 221H105V222H103V223H101ZM108 221H109V223H108ZM114 221V222H113ZM126 221V222H125ZM168 221H170V220H168ZM205 221V220H204ZM209 222L210 224L211 223H213V222ZM82 222H84V223H82ZM107 222V223H106ZM129 222V223H128ZM180 222V223H179ZM183 222V223H182ZM193 224H192V223ZM86 223V224H85ZM101 223V224H100ZM106 223V224H105ZM132 224V226H131V224ZM182 223V224H181ZM188 225H187V224ZM191 225H190V224ZM208 223V224H209ZM100 224V225H99ZM152 224V225H151ZM197 224V225H196ZM98 225V226H97ZM107 225H108V227H107ZM130 227H129V226ZM194 225V226H193ZM196 225V226H195ZM213 225V226H212ZM212 225H210V226H212L213 228L214 227H216L215 225H217L216 224V220H215V223L214 224H212ZM110 226V227H109ZM139 226V227H138ZM146 226V227H145ZM171 226V228H170V230H173L174 229V224H172V225H170ZM186 226H187V228H186ZM120 227V228H119ZM123 227L126 229V231H125V229H123ZM143 227V228H142ZM183 227V226H182ZM218 227V226H217ZM216 227V228H217ZM90 230H89V229ZM99 228V229H98ZM105 228H106V230H105ZM111 230H109V229ZM129 230H128V229ZM141 228V229H140ZM93 229V231H91ZM102 229V230H101ZM119 229H122L123 231H125L124 233L122 232V230H119ZM190 229H188V230H190ZM196 229V230H197ZM86 230V231H87ZM98 230V231H97ZM134 230H135V232H134ZM142 230H146L145 232H144V234L142 235ZM151 230H152V232H151ZM108 231H110V232H108ZM120 231V232H119ZM157 231H159V232H157ZM190 231H192V230H190ZM190 231H187V233H186V236L188 237L189 235V238L190 237H193V236H191L192 234L194 235V233H192V232H190ZM154 232V233H153ZM155 232H156V235H155ZM146 233H148V234H146ZM191 233V234H190ZM147 236H146V235ZM163 234V235H162ZM95 235H96V233H95ZM149 235V236H148ZM153 235V236H152ZM99 236V237H100ZM125 236V237H124ZM144 236V237H143ZM216 236H218V234L216 233ZM142 238V239H141ZM155 240H154V239ZM128 240H130V238L128 237L127 238ZM127 239L125 240V241H127ZM152 239H153V241H152ZM194 241H193V240ZM192 239H190V240H192L194 243V246H193V249H192V247H191V249H192V251H194V252H199V250L198 249H200V246H198V243H197V241H196V239L193 237ZM190 240L188 239V242L191 244V242H190ZM129 243V242H128ZM176 242H174V241H172V243H171V247L170 246H167L166 247V251H165V253H164V255H163V257H161L158 253H156V254H154V252H152V253H148V252H146L144 249H142V250H144V251H140V249H138V247L137 246H135V244L132 242V240H131V243L129 244V246L127 245V249H124V250H126L127 252L126 253H122L121 255H122V257H119L120 258V261L119 262H121L122 261V263H119L118 262V264H188L189 262H190V259H186V260H183V259H180L178 256H177V254H179V253H181L182 252V250H184L185 251V249H184V247L182 246V244L181 243H176ZM131 244H133V245H131ZM172 244H174V246L172 245ZM190 244H188V245H190ZM178 245V246H177ZM192 245V244H191ZM197 245V246H196ZM132 246V248L130 249V247ZM172 247H174V248H172ZM178 248V249H177ZM134 250L135 252H133V251H131V250ZM172 249H175V250H178V252L179 253H177V251L176 252H174L175 250H172ZM129 250V251H128ZM172 250V251H171ZM197 250V251H196ZM62 251V252H61ZM183 251V252H184ZM128 252L130 253V254H128ZM167 252V253H166ZM182 252V253H183ZM68 252L64 249V247H62L61 245H60V249H59V251H58V254L59 255H57V258H56V263L57 264H68V262L70 261L69 259H70V257L68 256L69 254H67ZM102 253V252H101ZM100 253V254H101ZM132 253H135V254H132ZM147 255H146V254ZM149 254V255H148ZM62 255V256H61ZM128 256V258L126 259L125 258V256ZM155 255V256H154ZM69 257V259H68V257ZM101 258H105L106 256L104 255V253H102L101 255ZM120 256V255H119ZM126 256V257H127ZM133 256V257H132ZM147 256H148V258L149 259H151V261L147 258ZM150 256V257H149ZM158 256V257H157ZM211 256V259H209V257ZM209 257H208V261H209V263H211V264H214L213 263V260H215V258L212 256V255H209ZM213 258V259H212ZM66 260H68V261H66ZM73 260V259H72ZM129 260V261H128ZM154 260V261H153ZM212 260V261H211ZM125 261V262H124ZM149 261V262H148ZM177 261V262H176ZM189 261V262H188ZM108 264V262H106V261H103V264Z\"/></svg>",
    "mask_w": 264,
    "mask_h": 264
},
{
    "label": "bare ground",
    "instance_id": "obj_2",
    "mask_svg": "<svg viewBox=\"0 0 264 264\" xmlns=\"http://www.w3.org/2000/svg\"><path fill=\"white\" fill-rule=\"evenodd\" d=\"M81 1V0H80ZM91 1V0H90ZM94 1V0H93ZM97 1V0H96ZM103 1V0H101ZM110 2V0H107ZM113 1V0H112ZM116 1V0H115ZM147 1V0H146ZM154 1V0H152ZM166 1V0H165ZM172 1V0H171ZM178 0H176L177 2ZM181 1V0H180ZM179 1V2H180ZM186 1V0H185ZM200 1V0H198ZM203 2L205 0H202ZM211 1V0H210ZM214 1V0H212ZM216 1V0H215ZM226 1V0H225ZM232 2V0H230ZM241 0H236V3L239 4ZM246 1V0H245ZM249 1V0H248ZM258 1V0H257ZM262 1V0H261ZM88 2V1H87ZM99 2V0H98ZM98 2H97V5H98ZM106 2V1H105ZM118 2V1H116ZM119 2H122V1H119ZM130 2V1H129ZM156 2V0H155ZM182 2V1H181ZM190 2V1H189ZM194 2V0H193ZM192 0H191V3H193ZM224 3V1H222ZM251 2V1H250ZM53 3H58V4H61L62 3V0H52V4ZM65 3V2H64ZM62 3V4H64ZM78 3V2H77ZM86 3V2H85ZM96 3V2H95ZM101 3V2H100ZM104 2H102L103 4ZM114 3V2H113ZM128 3V1H127ZM173 3V2H172ZM199 3V2H198ZM202 3V2H200ZM209 3V2H208ZM222 3V4H223ZM227 3V2H226ZM242 3V2H241ZM248 3V2H247ZM256 3V2H255ZM261 3V2H260ZM264 3V2H263ZM68 4V3H67ZM73 4V3H71ZM90 4V3H89ZM111 4V3H110ZM121 4V3H120ZM118 4V5H120ZM155 4V3H154ZM162 4V2H161ZM169 4V3H168ZM180 4V3H179ZM187 4V3H186ZM196 5L197 9L199 8V5H197V3H193ZM192 4V5H193ZM251 4V3H250ZM249 4V5H250ZM57 5V4H56ZM92 5V4H90ZM96 5V7H97ZM115 5V4H114ZM117 5V6H118ZM157 5V4H156ZM174 5V4H172ZM182 5V4H180ZM233 5V4H232ZM231 5V7H232ZM235 5V4H234ZM245 5H246V2H245ZM256 6H258V4H255ZM62 8H63V5H61ZM85 6V4L83 5ZM98 6H101L98 5ZM103 8H104V4L102 5ZM107 6V4H106ZM105 6V7H106ZM111 6H113V4H111ZM124 6V4L122 5ZM162 6V5H161ZM166 6V4H165ZM169 6V5H168ZM186 6V5H185ZM191 6V5H190ZM202 6V5H201ZM200 6V8H201ZM262 6V5H261ZM67 7V6H66ZM69 7V10H70V6ZM82 7V6H81ZM95 7V6H93ZM108 7V6H107ZM180 7V10L183 9V7L181 8V6L178 5V7L176 6L175 10L177 8ZM194 7V6H192ZM214 7V5L212 6ZM220 7V6H219ZM222 8L224 7V4L223 6H221ZM226 7V6H225ZM224 7V9H225ZM228 7V6H227ZM237 7V6H236ZM251 7V6H250ZM84 8V7H83ZM88 8V3H86V8L85 10ZM92 8V7H91ZM102 8V10H103ZM109 8V7H108ZM114 8V6H113ZM123 8V7H122ZM122 8L121 11H122ZM126 8V7H124ZM152 8V7H151ZM158 8V7H156ZM169 8V7H168ZM230 7H228L229 9ZM233 8V7H232ZM240 8V6H239ZM242 8V6H241ZM245 8V7H243ZM246 8L248 9V5L246 6ZM255 8V7H254ZM253 8V9H254ZM66 9V8H65ZM81 9V8H80ZM97 9V8H96ZM104 9H107V8H104ZM115 9V8H114ZM128 9V8H127ZM153 9V8H152ZM163 9V8H162ZM170 11L172 10V6L171 8H169ZM196 9V8H195ZM202 9V8H201ZM215 9V7H214ZM234 9V8H233ZM252 9V10H253ZM83 10V9H82ZM90 10V9H89ZM101 10V9H100ZM101 10V11H102ZM109 10V9H108ZM107 10V11H108ZM117 10V9H116ZM115 10V11H116ZM124 10V9H123ZM133 10V9H132ZM137 10V9H136ZM174 12H177L178 13V9L177 11ZM187 10V9H186ZM232 10V9H231ZM3 11V9H2ZM5 11V10H4ZM87 11V10H86ZM85 11V12H86ZM152 11V10H151ZM168 11V10H167ZM182 11H185V10H182ZM202 11V10H200ZM221 11V9H220ZM247 11V10H246ZM255 11V10H254ZM72 12V11H71ZM113 12V11H112ZM117 12V11H116ZM124 12H126L124 10ZM192 12V11H190ZM203 12V11H202ZM253 12V11H252ZM66 13L68 14V11H66ZM109 13V12H108ZM111 13V11H110ZM109 13V14H110ZM123 13V11L121 12ZM187 14V12H182V14ZM197 13V12H195ZM207 13V12H206ZM223 13V11L221 12V14ZM250 13V12H249ZM6 14V12H5ZM4 14V15H5ZM65 14V13H64ZM74 14V13H73ZM96 14V13H95ZM98 14V13H97ZM151 14V13H150ZM153 14V13H152ZM172 14H174L172 12ZM181 13H178V17H181L180 15ZM199 14L201 15V12H199ZM205 14V13H204ZM225 14V13H224ZM246 14V13H245ZM255 16L253 17L254 18V25H255V29L257 31H259L261 36H253V39L254 41H256V43H258L259 45H264V10L263 9H260V6L259 8L257 9V11L254 13ZM253 14V15H254ZM4 15H2V17H4ZM66 15V14H65ZM102 15V12L101 14ZM107 15V14H106ZM121 15V14H120ZM127 15V14H126ZM124 15V16H126ZM169 15V13H168ZM177 15V14H175ZM175 15H173L175 17ZM191 15V14H190ZM247 15V14H246ZM67 16V15H66ZM68 16L72 17L71 15L68 14ZM118 13L117 14H113V16H108V24L104 25V31L102 30V34L104 35L105 33V36L103 37L102 36V39L104 40L103 42H105V45H106V48H107V52H108V55L109 57L111 58L112 60V63L110 62V59L108 61V63H111L109 65V67L107 68V64L105 65L106 68H107V74L112 72L111 75H112V81L111 83L109 82V89H110V93L112 95V103H115V105L118 107V106H121L122 104H129V103H132V104H135L137 105L136 103H139L140 100H141V96H142V90L141 88H143V86H140L141 82H143L142 84L144 85V89L146 91V94L144 95V103L145 104H150V101H151V98H153L152 96L155 95V90H157L155 87H153L152 85H150V82L149 81V67L146 68V65L145 67H142L141 68V79H139V77H137V73H136V69L133 65V63L131 62L129 56V51H128V46H126L128 42L126 39L124 40L123 36L126 38L128 36H126V33L123 34L122 30L126 31L125 29H123L121 27V22H120V17H118ZM124 16H121V17H124ZM129 16V15H128ZM152 16V15H150ZM155 16V15H153ZM172 16V15H171ZM172 16V18H173ZM183 16V15H182ZM185 16V15H184ZM191 16H194L191 15ZM190 16V20L193 19L191 18ZM196 16V15H195ZM202 16V15H201ZM200 16V18H201ZM75 17V16H74ZM104 17V10H103V16ZM106 17V16H105ZM104 17V18H105ZM130 17V16H129ZM177 17V16H176ZM175 17V18H176ZM177 17V18H178ZM199 17V16H198ZM203 17V16H202ZM226 16H224L225 18ZM64 18V17H63ZM63 18L61 19L63 21ZM73 18V17H72ZM84 19V17H82ZM127 18V17H126ZM133 18V17H132ZM155 19V17H152ZM166 18V17H164ZM195 18V17H194ZM248 18V16H247ZM66 19V18H64ZM69 18H67L68 20ZM88 19V17H87ZM157 19V18H156ZM182 19V18H181ZM179 20V21H182L184 22V18L182 20ZM196 19V18H195ZM222 19H223V16H222ZM1 20V19H0ZM60 20V21H61ZM71 20V18H70ZM69 20V21H70ZM85 20V19H84ZM106 20V18H105ZM164 20V19H163ZM162 20V21H163ZM175 20V19H174ZM172 20V21H174ZM186 20V19H185ZM197 20V19H196ZM249 20V19H248ZM59 21V20H58ZM76 21V20H75ZM88 21V20H87ZM86 21V22H87ZM130 21L129 19H127V22ZM172 21H170L172 23ZM201 19H199V22L196 23L195 27L197 28V30L199 28H202L201 26L204 25H200L199 26V23ZM219 21V20H218ZM224 21V20H223ZM1 22V21H0ZM5 22V21H4ZM51 22V21H50ZM68 22V21H66ZM78 22V21H77ZM82 23H84L83 21H81ZM81 22H80V25H81ZM167 22V21H166ZM191 22V21H190ZM189 22V23H190ZM206 22V21H204ZM220 22V21H219ZM218 22V23H219ZM225 22V21H224ZM65 23V22H64ZM69 23V22H68ZM72 23V21H71ZM75 23V22H74ZM89 23V21H88ZM93 23V22H92ZM91 23V24H92ZM126 23V22H125ZM124 23V24H125ZM162 23V22H161ZM171 23L169 25H171ZM174 23V22H173ZM172 23V24H173ZM176 23V22H175ZM178 23V22H177ZM180 23V22H179ZM185 23V22H184ZM187 23V21H186ZM193 23V22H192ZM191 23V24H192ZM1 24V23H0ZM58 24V23H57ZM63 24V23H62ZM73 24V23H72ZM71 24V25H72ZM87 24V23H86ZM94 24V23H93ZM92 24V25H93ZM96 24V23H95ZM94 24V25H95ZM123 24V22H122ZM150 24V23H149ZM181 24V23H180ZM217 24V23H216ZM222 24V22H221ZM227 24V23H226ZM5 25H8V22L7 24ZM4 25V27H6ZM61 25V23L59 24ZM57 25V26H59ZM66 25V24H65ZM153 25V23H152ZM164 25V23H163ZM161 25V26H163ZM168 25V24H167ZM174 25L176 26V24H173V27ZM182 25H186V24H182ZM190 25V24H189ZM188 25V27H189ZM223 25V24H222ZM253 25V24H252ZM2 26V25H1ZM0 26V27H1ZM49 26V25H48ZM53 26V25H51ZM55 26V25H54ZM62 26V25H61ZM60 26V27H61ZM73 28L75 27L74 24L72 25ZM83 26V24H82ZM156 26V24H155ZM191 26V25H190ZM193 26V25H192ZM216 26V25H215ZM3 27V26H2ZM9 27V25H8ZM68 27V26H67ZM70 27V26H69ZM81 27V26H80ZM91 27V25L89 26ZM124 27V25H123ZM130 27V25L128 26ZM164 27V26H163ZM172 26H170L171 28ZM182 27V26H181ZM219 27V26H218ZM224 27V26H223ZM50 28V26H49ZM85 25L83 26V29H85ZM92 28V27H91ZM126 28V26H125ZM184 28V26H183ZM191 28V27H190ZM226 28V26H225ZM223 28V29H225ZM6 29V28H5ZM10 29V27H9ZM8 29V30H9ZM51 29V28H50ZM71 29V28H70ZM75 29V28H74ZM80 29V28H79ZM83 29H82V32H83ZM90 29V28H89ZM94 28H92L91 30H93ZM98 29V28H97ZM131 29V28H129ZM178 29H179V26H178ZM181 29V28H180ZM179 29V31H180ZM206 29V28H205ZM204 29V30H205ZM208 29V28H207ZM222 29V30H223ZM227 29V28H226ZM254 29V28H253ZM2 30V28H1ZM56 30V29H55ZM88 30V28H87ZM87 30H84V31H87ZM90 30V31H91ZM99 30V29H98ZM96 30V31H98ZM132 30V29H131ZM130 30V35L132 34ZM166 30V28H163V31ZM172 30V29H171ZM174 30V28H173ZM186 30V28H185ZM6 31V30H5ZM76 31V29H75ZM89 31V30H88ZM101 31V30H99ZM129 31V30H128ZM156 31V30H155ZM168 31V30H167ZM178 31V30H177ZM189 31V30H187ZM192 31V30H191ZM199 31V30H198ZM203 29L201 30V33H202ZM218 30L211 25V27H209V30H207V32L204 34V37L202 38L203 40V44H207L209 47H208V50L209 48L211 47V50L214 49V51H216L217 53L220 52V43H219V36H218ZM226 31V30H225ZM10 32V31H9ZM12 32V30H11ZM157 32V31H156ZM155 32V34H156ZM162 32V31H161ZM220 32V31H219ZM222 32V31H221ZM224 32V31H223ZM222 32V33H223ZM13 33V32H12ZM11 33V34H12ZM56 33V32H55ZM84 33V32H83ZM86 33H89V32H85ZM97 33V32H95ZM129 33V32H128ZM127 33V34H128ZM137 33V32H136ZM165 33V31H164ZM163 33V34H164ZM179 33V32H178ZM177 33V34H178ZM192 33V32H190ZM256 33V32H254ZM5 34H8V32L6 31ZM3 33V35L1 34L0 35V264H57L56 263V258H57V255L58 254V251L60 249V245L62 247H64V249L68 252L67 254H69L68 256V259L70 260L68 262V264H103V261H106L108 262V264H118V262L120 261V258L119 257H122V253H126L127 251L124 250V249H127V245L129 246V244L131 243V240L132 242L135 244V246L138 247V249H140V251H146L148 253H152L154 252V254L158 253L161 257H163L165 251H166V247L167 246H170L172 241L176 242V243H181L182 246L184 247L185 251L182 250L181 253L178 252V250H175V249H172V250H175L174 252L177 251V256L180 258V259H183V260H188L190 259V262L188 264H211L209 263L208 261V257L209 255H212L215 260H213V263L214 264H264V201L262 200V195L264 196V159H253V155L252 157L250 156L251 153L254 152L255 154V151L256 152H259L261 153L260 156H264V101H261L260 100V96L261 94H258L257 92L253 91L252 86H247L244 82V79L243 80H240L239 76L238 77H235V75H230L231 76V79L235 82H237V84H239L238 86L240 87V91L242 93V95L246 98V97H249L247 98L249 101L252 102V104L254 105V108L255 110L253 111V113L251 114L252 116V120H250V123L252 126L254 125H257L259 126L261 129L260 131L261 132H256L255 134V137H254V141H245V143H247L248 145H244L243 141L239 142L238 141V138L235 139L236 141H238L239 143H242V146L241 145H237L235 144L236 142L234 141V135L232 134H235V132H233L231 134V130L233 131V129H230L231 125L228 126V123L229 122L227 119V124L225 123V125H227V127H229L230 130H228L227 128H225V126L223 125H220L219 122H215L213 120V118H215L212 113H210L211 115L209 116L208 113H206L208 115V117H212L211 119L209 118H204L206 115H201V111L202 109L201 108H204L206 106V103H205V106L203 107V105L201 104V111L200 110H197L198 108L194 107L193 105L197 103V101H193L195 99H201L204 101H207L209 102L210 101V98L207 96V93L206 95H204V91L203 93L202 92H199L197 90H192L190 93H191V96L190 94L187 92V75L185 73V69L186 67H184V64H183V57H182V53L181 54H177V51H175L176 53H173L170 58L172 59V62H167L165 64V66H163V70H165L166 73H172V75L174 76L173 78H175L174 80H176V82L179 84V89L181 91V93L183 92L184 96H186V99L183 101V104L182 103V100H180L181 102L179 103L178 101H175V104L173 107L176 106V108L178 109V112L179 115H181L183 118H185V124H186V133H188L189 135V139L190 141H193L195 142L200 151V154L204 157L205 159V163L206 165L202 164L203 163V157H200V156H197L196 157V153L194 155L193 153V160H197L198 157H200V159H202L201 163H197L195 160V162H190L189 165L187 162V165H185V163L183 162V160L179 157L178 159V162L180 164V167L182 168L183 170V175L182 177H178V176H170L171 179H173L174 183L176 184V186H178V189L182 191V193H186V192H190L192 193L193 195L197 196L195 198H198V202L199 204L201 203L202 205H204L206 208L210 209L211 211H213L215 214L213 216H215V220H216V224L215 225L216 227H212L215 223V220L213 222L212 220V216L211 214L209 215L208 212L207 214L210 216H208L209 219H211L210 221L213 222V223H209L207 222L206 220L207 219H204V220H198V229L196 228L197 224L195 225V232H193L194 230V227L192 229H190L191 226L188 225V228L186 226L187 229H185L184 225L185 224H182L185 220H183V222L181 223V225H178L176 224L177 223V220H182V218L180 216V218H177L174 221H171V218L169 217L168 221L165 218H161L159 219L157 222H156V225H158V227L163 231L164 233V236L163 238H159L158 240H155V244H152L151 242V236L148 238L146 237L144 240H142L143 244H140V242L136 241L139 239V237L141 236V233L139 232L138 228H137V225L136 227H133L131 223L133 224H138L140 226H143L144 224L146 225L147 223L149 224L150 219L147 218V220L145 219V215H141V214H138L137 210L135 212L132 211V214L130 213L129 211V220H130V224L131 226L133 227L132 229H136L138 230V236H139V233H140V236L138 237L137 239V236H135L133 234V231L132 229L129 230L130 234L126 235L127 232L126 229L123 227V229H125V231H123L122 229H119V230H122V232L124 233L125 232V236L128 238H130V240H128L127 238H124L125 240L127 239V241L125 240H122L123 238H121L123 236L121 235H118L116 233L117 236H113L112 234H103L102 236H97V233L98 232H93V234L89 233L87 228L86 230L84 229V225L81 224V222L79 221V219H82V218H77V216L72 212V213H69V209L65 211H61V209L59 208V203H57V196L55 194V187L54 185L56 184H51L50 185V188H47V187H44V182L45 180H43V177L41 178L40 176V173L41 171L43 170L44 168V163L43 165L41 166V157H43V153H46L48 154V156L50 155L51 152V146L54 144L50 134H48L46 132L47 130V126H43L44 123H42L40 126L38 124H40V122H35L34 120V116H38L36 113V115H33V113L31 112L33 109L36 111V112H39V117L38 119L41 117L46 120V122L51 118V120L53 121L52 117L50 116V108H48L47 106H45L40 100H37V99H34L35 97L31 96L30 93H28V91L26 90L27 88H25V85H24V82L21 78L19 77H16V76H13V70L11 68V65H12V58L14 57H11V50H10V46L8 45V39ZM58 34H64V36L62 35L61 39L63 38H71V32L64 26L62 28H60L59 30V33ZM77 34V33H76ZM90 34V33H89ZM93 34V33H91ZM91 34L89 35L90 36V42H91ZM100 34V32H99ZM98 34V36H100ZM123 34V35H122ZM139 34V33H138ZM154 35V33H152ZM170 34V33H169ZM168 32H167V37L169 39V35ZM174 34V32H173ZM187 34V33H186ZM196 34V33H195ZM224 34V33H223ZM221 35V39H223V36L224 35ZM10 35V34H9ZM74 35H75V32H74ZM165 35V34H164ZM163 35V39H164V36ZM172 35V34H171ZM180 35V34H179ZM183 35V34H182ZM192 35V34H191ZM202 35V34H201ZM253 35V34H252ZM12 36V35H11ZM73 36V35H72ZM84 36V34H83ZM83 36H81L82 38H84ZM134 36V35H133ZM156 36V35H155ZM162 36V35H161ZM160 36V38H161ZM185 36V35H184ZM184 36H181V38H183ZM193 36V35H192ZM203 36V35H202ZM10 37V36H9ZM77 37V35L75 36ZM86 37V36H85ZM88 37V35H87ZM101 37V36H100ZM132 37V36H131ZM159 37V36H158ZM171 37V36H170ZM186 37V36H185ZM188 37V36H187ZM199 37V36H198ZM252 37V36H251ZM60 38V36H59ZM74 39V37H72ZM71 38V39H72ZM92 38H93V35H92ZM133 38V37H132ZM131 38V39H132ZM152 38V37H151ZM157 38V37H156ZM176 38H179V37H176ZM190 38V37H189ZM195 38V37H194ZM193 38V39H194ZM248 38V37H246ZM246 38H243V41H242V44L243 45H251V42L253 39H246ZM14 40H16L14 37H13ZM64 39V40H65ZM70 39V40H71ZM76 39V38H75ZM88 39V38H87ZM86 39V40H87ZM96 39V38H95ZM128 39V38H127ZM135 39V38H133ZM133 39L131 40V42L133 41ZM154 39V38H153ZM161 38V40H163ZM167 39V38H166ZM180 39V38H179ZM179 39H177L179 41ZM185 39V38H184ZM201 39V38H200ZM241 39V38H240ZM13 40V41H14ZM63 40V41H64ZM66 40H69V39H66ZM82 39H80L81 41ZM85 40V38H84ZM130 40V39H129ZM151 40V39H150ZM172 40V39H170ZM225 40V39H224ZM251 40V42H250ZM17 41V40H16ZM15 41V42H16ZM55 43H56V40H54ZM72 42H74L73 40H71ZM89 41V40H87ZM95 41V40H94ZM157 41V39H156ZM169 41V40H168ZM187 41V40H186ZM222 41V40H221ZM61 42V41H60ZM67 41H65V44H66ZM76 42H79V40H77ZM86 42V41H85ZM98 42V41H97ZM101 41H99L100 43ZM174 42V41H173ZM182 42V40H181ZM188 42V41H187ZM192 42V41H191ZM199 42V41H197ZM202 42V41H201ZM92 43V42H91ZM94 43V42H93ZM96 43V42H95ZM150 43V41H149ZM153 43V42H151ZM237 43V42H236ZM62 44V43H61ZM64 44V42H63ZM62 44V45H63ZM74 44V43H72ZM79 44V43H78ZM134 44V43H133ZM158 44V42H157ZM176 44V43H175ZM187 44V43H186ZM205 44V45H206ZM222 44L223 41H222ZM60 45V43H59ZM77 45V44H76ZM86 45V43H85ZM89 45V44H88ZM100 45V44H99ZM102 45V44H101ZM101 45H100V48H101ZM129 45V43H128ZM152 45V44H151ZM160 47H168L167 50H172V48L169 49V43L164 40L162 41L160 44ZM171 45H172V41H171ZM203 45V46H205ZM225 45V44H224ZM236 45V44H235ZM234 45V46H235ZM253 45V43H252ZM61 46V45H60ZM67 46V45H66ZM82 46V45H81ZM92 46V45H91ZM94 46V45H93ZM92 46V48H93ZM154 46H156L154 44ZM174 47V45H172ZM171 46V47H172ZM182 46V45H180ZM10 47V48H9ZM65 48V46H63ZM76 47V46H75ZM79 47V46H78ZM88 47V46H86ZM90 47V46H89ZM88 47V48H89ZM104 47V46H103ZM133 47V46H132ZM157 47V46H156ZM178 47V46H176ZM184 47V46H182ZM197 47L198 46V43H197ZM196 47V48H197ZM207 47V46H206ZM95 48V47H94ZM130 48V46H129ZM175 48V47H174ZM173 48V49H174ZM187 48V46H186ZM204 48V47H203ZM236 48V47H235ZM256 49L258 47H255ZM67 49V47H66ZM81 48H79L80 50ZM96 49V48H95ZM98 49H99V46H98ZM96 50V51H99V50ZM180 49V48H179ZM234 49V48H233ZM253 49V47H252ZM65 50V49H63ZM93 51H95L94 49H92ZM131 50V48H130ZM138 50V49H137ZM163 50H165L163 48ZM176 50V49H175ZM183 50V49H182ZM185 50V49H184ZM189 50V49H188ZM186 50V51H188ZM191 50V49H190ZM199 50V49H198ZM229 50V49H227ZM254 50V49H253ZM262 50V49H261ZM78 51V49H77ZM85 51V50H84ZM105 51V50H104ZM156 51V50H155ZM174 51V50H173ZM202 51V50H200ZM207 51V50H206ZM210 51V50H209ZM226 51V50H225ZM256 51H260V49L256 50ZM254 51V52H256ZM264 51V50H263ZM106 52V51H105ZM132 52V51H131ZM130 52V53H131ZM139 52V51H138ZM183 52V51H182ZM190 52V51H189ZM192 52V51H191ZM194 52V51H193ZM192 52V54H193ZM211 52V51H210ZM210 52H207V53H210ZM223 53L224 52V49L223 51H221ZM228 52V51H227ZM236 52V51H234ZM245 52V51H244ZM253 52V54H254ZM257 52V54H258ZM261 52V51H260ZM259 52V53H260ZM77 53V52H76ZM87 53V52H86ZM95 52H93L94 54ZM136 53V52H135ZM163 53V52H162ZM172 53V52H171ZM198 53V51H197ZM97 55V53H95ZM99 54V53H98ZM132 54V53H131ZM222 54V53H221ZM227 54V53H226ZM238 54V53H237ZM257 54L255 53V55L257 56ZM84 55V54H83ZM107 55V54H106ZM186 55V54H185ZM190 55V54H189ZM206 55V54H204ZM208 55V54H207ZM211 56V54H209ZM214 55V54H213ZM219 55V54H218ZM254 55V56H255ZM88 56V54H87ZM86 56V58H87ZM165 56V55H164ZM193 56V55H192ZM196 56V55H195ZM230 56V55H229ZM233 56V55H232ZM243 56V55H242ZM79 57V56H78ZM90 57V56H89ZM98 57V56H97ZM108 57V58H109ZM131 57V56H130ZM162 57V56H160ZM186 57V56H185ZM190 57V56H189ZM188 57V58H189ZM197 57V56H196ZM195 57V58H196ZM215 57V56H214ZM220 57V55L218 56ZM217 57V58H218ZM235 57V56H234ZM251 59H253L254 61V57L252 58V56H249ZM73 58V56H72ZM85 58V57H84ZM103 58H104V55H103ZM102 58V59H103ZM151 58V57H150ZM194 58V57H193ZM206 58L205 56L203 57V59ZM230 57H228L229 59ZM241 59V57H239ZM245 58V57H244ZM91 59V58H90ZM101 58H99V61H100ZM102 59H101V62H102ZM163 59V58H162ZM166 59V58H165ZM169 59V58H168ZM167 59V60H168ZM192 59V57H191ZM198 59V63L199 61V58H196V60ZM206 59H209V58H206ZM214 59V58H213ZM222 59V57H221ZM227 59V60H228ZM243 59V58H242ZM257 59V58H256ZM255 59V60H256ZM87 60V59H85ZM89 60V58H88ZM93 60V59H92ZM133 60V59H132ZM212 60V59H211ZM219 59H217V62ZM234 60V59H233ZM259 60V58H258ZM256 60V61H258ZM84 61V60H83ZM94 61V60H93ZM144 61V60H143ZM142 61V62H143ZM163 61V60H161ZM160 61V62H161ZM186 61V60H185ZM192 62L194 60H191ZM210 61V59H209ZM212 61H215V60H212ZM241 61V60H240ZM91 62V61H90ZM105 61L103 60L102 63H104ZM107 62V61H106ZM150 62V61H149ZM166 62V60H165ZM196 62V61H195ZM202 62V61H201ZM211 62V61H210ZM216 62V63H217ZM248 62V61H247ZM255 62V61H254ZM85 63V62H84ZM82 63V64H84ZM89 63V62H87ZM137 63V62H136ZM197 63V65H198ZM204 63H206L204 61ZM222 63V62H221ZM93 64H95L93 62ZM147 64V63H146ZM159 64V63H158ZM164 64V63H163ZM188 64V63H187ZM212 64V63H211ZM210 64V65H211ZM219 64V63H218ZM245 64V62H244ZM87 65V64H86ZM89 65V64H88ZM87 65V66H88ZM92 65V63H91ZM97 65H98V62H97ZM103 65V64H101ZM143 65V64H142ZM141 65V66H142ZM162 65V64H161ZM209 65V64H208ZM208 65H206V67H208ZM217 64H214V66H216ZM220 65V64H219ZM218 65V68H220ZM247 66H249L248 64H246ZM84 66V65H83ZM87 66H84V67H87ZM96 65H94L95 67ZM100 66V65H98ZM203 66V65H202ZM213 65H211L210 67H212ZM104 67V66H103ZM161 67V66H160ZM188 67H192V66H188ZM195 67V66H194ZM197 67V66H196ZM195 67V68H196ZM227 67V66H226ZM250 69L252 71H256L257 67H255L253 64L249 66ZM153 68V67H151ZM162 68V67H161ZM193 68V67H192ZM231 67H227L225 68L224 71H227V73L230 71ZM239 68V67H238ZM237 68V70H238ZM264 68V67H263ZM97 71H98V68H96ZM95 69V70H96ZM102 69V67L100 68ZM209 69V68H208ZM217 69V67H216ZM87 70H88V67H87ZM94 70V71H95ZM123 70H126L125 72H127V74L129 75V77L127 76L125 78L124 74L123 73ZM195 70V69H194ZM193 70V71H194ZM198 70V69H197ZM223 70V69H222ZM233 70V68H232ZM84 71H86L84 69ZM94 71H90L88 70V82L87 84H84L86 87H85V93L88 97V100L90 101H93V100H96V95L98 92H100L103 88H102V77L104 79H106V81L110 80L108 77H107V74L105 72H103L102 74H99L97 72H94ZM104 71V70H103ZM162 71V70H161ZM215 71V70H214ZM82 72V71H80ZM163 72V71H162ZM187 72V71H186ZM199 72V71H198ZM197 72V73H198ZM206 72V71H205ZM209 72V71H208ZM218 72V71H217ZM220 72V71H219ZM234 72V71H233ZM241 72V71H240ZM251 72V71H250ZM165 73V74H166ZM195 75H196V72L194 71ZM212 73V72H210ZM216 73V72H215ZM226 73V74H227ZM236 73V72H235ZM253 73V72H252ZM257 73V72H256ZM260 73V72H258ZM83 74V73H82ZM157 74V73H156ZM188 74V73H187ZM199 74V73H198ZM218 74V73H217ZM225 75V73H223ZM222 74V75H223ZM240 74V73H238ZM242 74L244 76H246L244 74V72H242ZM240 74V75H242ZM255 74V73H253ZM84 75V74H83ZM102 75V76H101ZM161 75V74H160ZM168 75V74H167ZM189 75V74H188ZM200 75V74H199ZM213 75V74H212ZM211 75V76H212ZM216 75V74H215ZM214 75V76H215ZM221 75V76H222ZM229 75V73H228ZM248 75V73H247ZM163 76V75H162ZM191 76V75H190ZM201 76V75H200ZM219 76V75H217ZM219 76V77H221ZM82 76H80V79H81ZM152 77V76H151ZM161 77V76H160ZM197 77V76H195ZM205 76H203L204 78ZM224 77V76H223ZM222 77V78H223ZM108 78V79H107ZM130 79L131 81V87L129 86V84L127 83ZM138 78V79H137ZM169 78V76H168ZM168 78L165 76V79L166 80H159V85L161 90H162V98H165V96H171L174 94V97L172 96L171 98L173 100H176L175 99V94L177 92V87H173L171 88L170 85L168 84L169 80ZM212 78V77H211ZM241 78H245V77H241ZM247 78V77H246ZM245 78V79H246ZM153 79V77H152ZM214 80V78H212ZM237 79H239L237 81ZM83 80V78H82ZM158 81V79H156ZM155 80V82H156ZM197 80V79H196ZM200 80V79H199ZM202 80V79H201ZM205 80V79H204ZM224 80V79H223ZM222 80V81H223ZM229 80V79H227ZM79 81V80H78ZM129 81V82H130ZM198 81V80H197ZM196 81V82H197ZM212 81V80H211ZM230 81V80H229ZM85 82V81H84ZM104 82V81H103ZM154 82V83H155ZM170 82H171V79H170ZM204 82V85H205V82L206 81H203ZM202 82V83H203ZM224 82V81H223ZM227 82V81H226ZM107 83V82H106ZM173 83V82H171ZM188 83H190L188 81ZM228 83V82H227ZM249 83V82H248ZM247 83V84H248ZM78 84V83H77ZM156 84V83H155ZM192 84V83H191ZM107 85V84H105ZM154 85V84H153ZM173 85V84H172ZM175 85V84H174ZM190 85V84H189ZM225 85V84H224ZM229 86V84H226ZM263 85V84H262ZM262 85H260L261 89H262ZM108 86V85H107ZM176 86V85H175ZM210 86V85H209ZM212 86V85H211ZM232 86V85H231ZM231 86L230 89H231ZM202 87H203V84H202ZM214 87V86H212ZM227 88V86H225ZM66 88V87H65ZM187 88V89H186ZM209 88V87H208ZM215 88V87H214ZM214 88H211L212 90ZM254 88V87H253ZM264 88V87H263ZM32 89V92L34 93V91L36 89H38V85H34ZM104 89H105V86H104ZM205 89H207L205 87ZM217 89V88H216ZM214 89V90H216ZM256 89H258L256 87ZM254 89V90H256ZM44 90V89H43ZM47 90V89H46ZM106 90V89H105ZM189 90V89H188ZM209 90V89H207ZM45 91V90H44ZM190 91V90H189ZM202 91V89H201ZM229 91V89H228ZM257 91V90H256ZM66 92H67V89H66ZM107 92V91H106ZM210 92V91H209ZM217 92V91H215ZM264 92V91H262ZM261 92V93H262ZM41 93V92H40ZM45 93V92H44ZM71 93V92H69ZM83 93V92H82ZM105 94V92H103ZM159 93V92H158ZM161 93V91H160ZM188 93V94H187ZM78 94V93H77ZM80 94H81V91H80ZM84 94V93H83ZM100 94V93H99ZM186 94V95H185ZM211 94V93H210ZM213 94V93H212ZM50 95V94H49ZM48 95V96H49ZM75 95V94H74ZM82 95V94H81ZM228 95V94H227ZM226 95V96H227ZM73 96V94H72ZM106 96V95H105ZM105 96H103L105 98ZM183 96V95H182ZM211 96V95H210ZM237 96V95H236ZM43 97V96H42ZM41 97V99H42ZM55 97V96H54ZM71 97V96H70ZM80 97V96H78ZM83 98V96H81ZM110 97V96H109ZM143 97V96H142ZM157 97V96H156ZM40 98V97H39ZM38 98V99H39ZM44 98V97H43ZM47 98V97H46ZM50 98V97H49ZM53 98V96H52ZM73 99L75 98L72 97ZM71 98V99H72ZM99 98V97H98ZM102 98V97H101ZM107 98V97H106ZM158 98V97H157ZM169 98V97H168ZM170 98V99H171ZM229 98V97H228ZM239 98V97H238ZM45 99V98H44ZM55 98H53L54 100ZM100 99V98H99ZM155 99V98H153ZM161 99V98H160ZM171 99V100H172ZM244 99V98H243ZM263 99V97H262ZM76 100V99H74ZM103 100V99H102ZM108 100V99H107ZM107 100H105L107 102ZM163 100V99H161ZM168 100V99H167ZM172 100V101H173ZM51 101V99H50ZM56 101V99L54 100ZM83 101H85V99H83ZM89 101V103H90ZM156 102V100H154ZM215 101V99L213 100ZM240 101V100H239ZM45 102V100H44ZM81 102V101H80ZM103 102V101H102ZM154 102V104H155ZM161 102V101H160ZM169 102V101H168ZM174 102V101H173ZM172 102V103H173ZM202 102V103H203ZM87 103V102H86ZM109 103V102H108ZM143 102H141L142 104ZM164 103H166L164 101ZM164 103H162L164 105ZM170 103V102H169ZM171 103V104H172ZM199 103V102H198ZM241 103V102H240ZM46 104V102H45ZM49 104V103H48ZM51 104V103H50ZM92 104V103H91ZM159 104V102H158ZM168 104V103H167ZM204 104V103H203ZM209 104V103H208ZM220 104V103H219ZM90 105V104H89ZM98 105V104H97ZM100 105V104H99ZM103 105V104H102ZM198 106L200 104H197ZM241 105V104H240ZM245 105V104H244ZM32 107V109L30 107ZM49 106V105H48ZM88 106V104H87ZM91 106V105H90ZM110 105H108L109 107ZM114 106V105H113ZM151 106H154L153 104ZM209 106V105H207ZM206 106V109H208V107ZM219 106V105H217ZM248 106V105H247ZM247 106H246V109H247ZM93 107V106H92ZM98 107V106H97ZM103 107V106H102ZM115 107V109H112L109 113V118L105 115L106 114V109L105 111H103L102 115H98L96 114V116L98 115V117L100 116L99 118V121L96 122L98 123L97 124V127L96 129L101 133V135L106 132V131H103V133L101 132L103 129L105 130V128L107 129V131L109 130L108 128V124H111L113 129L115 130L114 132H116L118 135H120L122 138V140H126L128 137L130 138V135L133 133L132 132V128H131V125L127 123V121H124V119H121L120 116H119V108ZM168 107V106H167ZM200 107V106H199ZM243 107V106H242ZM242 107H241V110H242ZM245 107V106H244ZM39 110L37 111L36 109ZM70 108V107H69ZM122 108V107H121ZM166 108V107H165ZM169 108V107H168ZM167 108V111H169ZM196 108V109H195ZM220 108L222 110L223 107H221L220 105ZM239 108V107H238ZM253 108V106H252ZM90 109V108H89ZM100 109V108H99ZM110 109V108H109ZM130 109V108H129ZM159 109V108H158ZM205 109V108H204ZM215 109V108H214ZM240 109V108H239ZM245 109V108H244ZM88 110V109H87ZM121 110V109H120ZM52 111V110H51ZM76 111V110H75ZM89 111V110H88ZM108 111V110H107ZM119 111V112H118ZM135 111V110H134ZM173 111V110H171ZM199 113H198V112ZM208 111V110H207ZM205 111V112H207ZM212 111V109H211ZM218 111V110H216ZM226 111L225 109L223 110V112ZM54 112V111H53ZM95 112V111H94ZM100 112V111H99ZM175 110L173 112V114L175 113ZM204 114V111H202ZM242 112V111H241ZM239 112L238 110V113H240V116L241 117L242 113ZM252 112V110H251ZM55 113V112H54ZM92 113V112H91ZM107 113V114H108ZM119 113V114H118ZM168 113V112H167ZM225 113V112H224ZM237 113V114H238ZM89 114V113H88ZM101 114V113H99ZM125 114V113H123ZM140 114V113H139ZM144 114V113H143ZM146 114V112H145ZM169 114V113H168ZM221 114V113H220ZM227 114V113H226ZM236 114V113H235ZM246 114V113H245ZM250 115V113H248ZM33 115V116H32ZM92 115V114H91ZM126 115V114H125ZM171 115V113H170ZM225 115V114H224ZM41 116V117H40ZM70 116V115H69ZM165 116V115H164ZM163 116V117H164ZM167 116V115H166ZM174 116V115H172ZM177 116V115H176ZM218 116H219V113H218ZM227 116V115H226ZM248 115H246L247 117ZM57 117V116H56ZM66 117V116H65ZM74 117V115H73ZM71 118V121H74L72 119L74 118ZM89 117V115H88ZM94 117V116H93ZM168 117H170L168 115ZM222 116L220 115V118ZM229 117V116H228ZM238 117V115H237ZM54 118V117H53ZM77 118V117H76ZM123 118V116H122ZM171 119L169 120H172V117H170ZM174 120L175 119V116L173 117ZM177 120H178V117H176ZM180 118V117H179ZM244 118V117H243ZM37 119V118H36ZM37 119V120H38ZM39 119V120H40ZM90 119V118H88ZM95 119V118H94ZM97 119V118H96ZM217 119V118H216ZM242 119V118H241ZM248 119V117L246 118ZM38 120V121H39ZM55 120V119H54ZM64 120V119H63ZM76 120V119H75ZM108 120V124L107 121ZM127 120V119H126ZM168 120V123L170 122ZM173 120V122H174ZM219 120V119H218ZM230 120V119H229ZM232 120V119H231ZM238 120V119H236ZM245 120V118H244ZM68 121L70 122V120L68 119ZM180 121V119H179ZM235 121V120H234ZM239 121V120H238ZM41 122L42 119H41ZM49 122V121H48ZM47 122V123H48ZM54 122V121H53ZM52 122V123H53ZM90 122V121H88ZM133 122V121H132ZM172 122V121H171ZM183 122V121H182ZM224 122V121H223ZM231 122V121H230ZM248 123V121H246ZM245 122V123H246ZM51 123V121H50ZM56 123V122H55ZM73 123V122H72ZM94 123V121H93ZM178 123V122H177ZM46 124V123H45ZM66 124V123H65ZM170 124V123H169ZM167 124V125H169ZM176 123L174 122V125ZM184 124V122H183ZM182 124V125H183ZM230 124V123H229ZM232 124V123H231ZM248 124V125H249ZM49 125V124H48ZM52 125V124H51ZM51 125H49V127H51ZM54 125V124H53ZM57 126V123L55 124ZM70 125H72L70 123ZM88 125V124H87ZM90 125V123H89ZM95 125V124H94ZM93 125V126H94ZM172 125V126H174ZM63 126H65L63 124ZM62 126V127H63ZM184 126V125H183ZM45 127V129H44ZM66 127V126H65ZM64 127V128H65ZM69 127H72V126H68ZM74 127V126H73ZM80 127V126H79ZM91 127V126H90ZM110 127V125H109ZM112 127H110V130L112 129ZM55 128H58L55 127ZM65 129V130H68ZM152 128V127H151ZM206 128H210V129H213V131L215 132V134L217 135H220V136H217V137H214L211 138V137H208L206 134L208 131H206L205 129ZM232 128V127H231ZM61 129V128H60ZM95 129V128H94ZM203 129L205 130V133L203 132ZM258 129V128H257ZM49 130V128H48ZM62 130V129H61ZM64 130V131H65ZM70 130V129H69ZM68 130V131H69ZM72 132H73V129L71 128ZM86 130V129H85ZM89 128H88V132H89ZM256 130V129H255ZM50 131V130H49ZM64 131L62 130L63 135H66L64 134ZM211 131V130H210ZM51 132V131H50ZM55 132V131H54ZM76 134H77V131H75ZM74 132V133H75ZM96 132V130H95ZM110 132V131H109ZM113 132H110V133H113L115 135V133ZM213 132V133H214ZM57 133V132H55ZM73 133V134H74ZM84 133V132H83ZM86 133V132H85ZM98 133V132H97ZM98 133V134H100ZM107 133V132H106ZM182 133V132H181ZM53 134V133H52ZM70 134L71 131H70ZM76 134H74V140L75 138L77 137ZM108 135H110L109 133H107ZM209 134V133H208ZM50 135V136H49ZM54 135V134H53ZM68 135V134H67ZM87 135V134H86ZM89 135H95V134H89ZM100 135V137H101ZM104 135V134H103ZM108 135L106 137H108ZM113 135V136H114ZM118 135H115L116 137ZM170 135V134H169ZM187 135V134H186ZM211 135V134H210ZM85 136V135H84ZM104 136V137H105ZM112 136V138H113ZM115 136L113 138L114 142L116 141L115 139ZM168 136V135H167ZM216 136V135H215ZM237 136V135H235ZM239 136V135H238ZM241 136V134H240ZM64 137V136H63ZM66 137V136H65ZM65 137H64V140H65ZM71 137V136H70ZM69 135H68V139L70 138ZM73 137V136H72ZM79 137V136H78ZM88 137V135H87ZM91 137V136H90ZM99 137V136H98ZM110 137V136H109ZM132 137V136H131ZM134 137V136H133ZM242 137V136H241ZM61 138V137H60ZM59 138V139H60ZM89 138V137H88ZM103 138V136H102ZM129 138L127 140H129ZM158 138V137H157ZM160 138V137H159ZM158 138V140H159ZM183 138V137H182ZM188 138V137H187ZM57 139V138H56ZM78 139V138H77ZM117 139H119L117 137ZM161 139V138H160ZM206 139H210L212 141H215L216 144L218 143L221 147V150L219 152V150H213L214 148H211L209 147V145H205L204 143H202L203 141H205ZM223 139L226 140V142L223 143ZM240 139V138H239ZM242 139V138H241ZM253 139V138H252ZM72 140V139H71ZM96 140V139H94ZM99 140V139H98ZM110 140V139H109ZM112 140V139H111ZM110 140V142H111ZM112 140V141H113ZM126 140V141H127ZM171 140V139H170ZM53 141V142H52ZM68 142V140H66ZM77 141V140H76ZM101 140H99L100 142ZM103 141V139H102ZM166 141V140H165ZM56 142V140H55ZM78 142H79V139H78ZM89 142V140H88ZM120 142V141H119ZM122 142V141H121ZM120 142V143H121ZM129 142V141H128ZM149 142V140L147 141ZM151 142V141H150ZM172 142V141H171ZM189 141L187 140V143ZM61 143V142H60ZM65 143V142H63ZM90 143V146H91V141L89 142ZM95 143V142H94ZM93 143V144H94ZM97 143V142H96ZM116 143H118V141H116ZM58 145H60L58 142H57ZM68 144V143H67ZM100 144H102L100 142ZM110 144V143H108ZM114 144V143H113ZM137 144V143H136ZM135 144V145H136ZM147 144V143H146ZM152 144V143H151ZM174 144V143H173ZM179 144V143H178ZM211 144V143H210ZM62 145V144H61ZM71 145V144H69ZM83 145V142L81 144V146ZM88 145V144H87ZM99 145V144H98ZM116 144H114L115 146ZM169 146V144H167ZM250 145V149L247 148V146ZM85 146V145H84ZM89 146V145H88ZM87 146V147H88ZM94 148H96V145H93ZM113 146V147H114ZM122 146H123V143H122ZM125 146V145H124ZM131 146V145H130ZM129 146V147H130ZM137 146V145H136ZM135 146V147H136ZM147 146V145H146ZM145 146V147H146ZM188 146V144H187ZM53 147V146H52ZM65 147V145H64ZM63 147V149H64ZM100 148V146H98ZM103 147V146H102ZM111 147V145L109 146V148ZM126 147L128 149V146H127V142H126ZM134 147V149H136ZM144 147V148H145ZM178 147V146H177ZM218 147V146H217ZM56 148V147H55ZM62 148V146L60 147ZM68 148V147H67ZM65 148V149H67ZM72 148V147H71ZM74 148V146H73ZM93 148V149H94ZM115 148V147H114ZM120 148V147H119ZM125 148V147H124ZM160 148V147H159ZM173 148V147H172ZM185 148V147H184ZM78 149V148H77ZM76 149V150H77ZM91 149V148H90ZM112 149V148H111ZM130 149V148H129ZM125 150L124 149V152H122L121 154L123 155L122 157H126L130 160H133V159H137L135 160V162H139V159L140 161L142 162L141 159H144L145 161V158L148 157V154H147V150L145 151V149H143L144 151H142L141 149V152L139 151V149L137 148L135 151L133 149V156L131 158H129V155L132 154L130 153L131 151L130 150ZM150 149V148H149ZM163 149V148H162ZM189 149V148H188ZM255 149V150H252ZM58 150V149H57ZM62 150V149H61ZM70 150V149H69ZM74 150V149H73ZM80 150V149H79ZM87 150V149H86ZM123 150V149H122ZM152 150V149H151ZM64 151V150H63ZM72 151V149H71ZM75 151V150H74ZM72 151V152H74ZM97 151H99V149L96 148V153ZM129 151V152H128ZM198 151V152H199ZM58 152V151H57ZM61 152V151H60ZM66 152V151H65ZM65 152L63 153V155L65 154ZM67 152L68 149H67ZM78 152V151H77ZM80 152V151H79ZM78 152V153H79ZM91 151L88 150V153H90ZM104 152V151H103ZM108 152V151H107ZM116 152V151H115ZM119 152V150H118ZM149 152V151H148ZM186 152V150H185ZM196 152V151H195ZM71 153V152H69ZM75 152V154L77 156H72L73 159H75L76 157L78 158L79 157V154ZM84 153V152H83ZM92 153V152H91ZM111 153V151H110ZM130 153V154H129ZM152 153V152H151ZM62 154V152H61ZM94 154H95V150H94ZM112 154V153H111ZM119 154V155H121ZM52 155V154H51ZM50 155V156H51ZM56 155V154H55ZM58 155V154H57ZM56 155V156H57ZM82 155L81 158H84V161L86 160V163L88 164V167H89V171L92 170V169H95V166H97L96 164L99 165V163L97 162L96 164L93 162V156H91V154H89L88 156H84L83 154H80V156ZM97 155H100V153H98ZM95 155V156H97ZM109 155V154H108ZM118 155V154H117ZM185 156V154H183ZM187 155V153H186ZM258 155V154H257ZM49 156V157H50ZM54 156V155H53ZM54 156V159H56L57 157ZM131 156V155H130ZM152 156V155H151ZM47 157V156H46ZM49 157L47 158V160L45 159L46 162H49L50 159ZM62 157V156H61ZM70 157V156H69ZM67 157V158H69ZM98 157V156H97ZM121 158V156H118ZM117 157V158H118ZM196 157V158H195ZM232 157L234 159H238V160H241L243 161V165L244 166H241L243 167L242 169H237V167H234L235 166V162H234V166L233 165H224L223 164V160L225 161V159L228 161V159H232ZM258 157V156H257ZM63 158V157H62ZM65 158V157H64ZM185 158V157H184ZM53 159V157H52ZM60 159V158H59ZM80 159V157L78 158ZM96 159H99V158H96ZM115 159H116V156H115ZM127 159V160H128ZM185 159H188V158H185ZM58 160V159H57ZM63 160V159H62ZM67 160V159H65ZM117 160V159H116ZM115 160V161H116ZM119 160V159H118ZM123 161V158L121 159ZM125 160V159H124ZM44 161V160H43ZM44 161V162H45ZM56 160H54V165L55 167L58 166L57 165V161L55 163ZM73 161V160H72ZM79 162L81 160H78ZM77 159H76V163L78 162ZM83 161V160H82ZM232 161V160H231ZM229 161V162H231ZM237 161V160H236ZM50 162H53V161H50ZM49 162V163H50ZM65 162V161H64ZM96 162V160H95ZM100 162V161H99ZM63 163V162H62ZM74 163V162H73ZM85 163V162H84ZM83 163V164H84ZM114 163V162H113ZM124 163V162H123ZM132 162H130L131 164ZM136 163V164H137ZM140 163V162H139ZM46 164V163H45ZM52 164V163H50ZM48 164V165H50ZM79 164V163H77ZM226 164V163H225ZM232 164V162H231ZM70 165V164H69ZM80 165V164H79ZM76 166V167H79ZM86 165V164H85ZM95 165V166H94ZM101 165V163H100ZM99 165V167H100ZM115 165V164H113ZM139 165V164H138ZM241 165V164H240ZM238 165V166H240ZM51 167L47 166L49 169L51 174H54V169H53V166L50 165ZM81 166V165H80ZM83 166V165H82ZM81 166V167H82ZM87 166V165H86ZM136 166V165H135ZM43 167V168H42ZM74 167V166H73ZM80 167V170H82ZM85 168V166H83ZM103 167V165L101 166ZM108 167V166H107ZM123 167V166H122ZM239 167V168H241ZM87 168V167H86ZM98 168V166L96 167V169ZM119 168V167H118ZM132 168H135L133 165H132ZM138 168V167H137ZM169 168V167H168ZM180 168V169H181ZM42 169V170H41ZM102 169V168H101ZM100 169V170H101ZM104 169V168H103ZM110 169V168H109ZM121 169V167H120ZM119 169V170H120ZM139 169V168H138ZM147 169V168H146ZM45 170V169H44ZM46 170V171H47ZM57 170V169H56ZM85 170V169H84ZM99 170V169H98ZM92 171L93 174H99L97 172L99 171ZM107 170V169H106ZM112 170V169H111ZM126 170V169H125ZM135 170V169H133ZM132 170V171H133ZM173 170V169H172ZM45 171V172H46ZM48 171V172H49ZM77 171H78V168H77ZM76 171V172H77ZM87 171V169H86ZM87 171V172H89ZM102 171V170H101ZM105 171V170H104ZM117 171V170H116ZM139 171V170H138ZM137 171V172H138ZM144 171V170H143ZM168 171V170H166ZM169 171H171V169H169ZM58 172V171H57ZM56 172V173H57ZM75 172V173H76ZM83 172V171H81ZM85 172V171H84ZM83 172V173H84ZM91 172V171H90ZM135 173V171H133ZM174 172V171H173ZM182 172V171H181ZM44 173V172H43ZM47 173V172H46ZM55 173V175H56ZM60 173V172H59ZM58 173V175H59ZM101 173V172H100ZM104 173V172H103ZM118 173V171L116 172V174ZM120 173V172H119ZM118 173V174H119ZM165 173V172H164ZM169 173V172H168ZM167 173V174H168ZM90 174V173H89ZM92 174V173H91ZM90 174V175H91ZM105 174V173H104ZM117 174V175H118ZM124 174V173H123ZM127 174V173H126ZM136 174V173H135ZM138 174V173H137ZM147 174V172H146ZM166 174V175H167ZM171 174V172H170ZM47 175V174H46ZM87 175V173H86ZM86 175H84V178L85 180H87L89 177H87L86 179ZM100 175V174H99ZM98 175V177H99ZM143 175V174H142ZM140 174V177L138 178H135L136 182L134 184H132V193H136L138 192L139 194V189H140V185H141V179L139 178H142L144 179V175L142 176ZM45 176V174H44ZM53 176V175H51ZM57 176V175H56ZM80 176V175H79ZM82 176V175H81ZM102 176V174L100 175ZM116 176V175H115ZM120 176V175H119ZM122 176V175H121ZM134 176V175H133ZM136 176V175H135ZM139 176V175H138ZM142 176V177H141ZM165 176V175H164ZM39 177L44 181L43 183H41L42 181L39 179ZM46 177V176H45ZM58 177V176H57ZM56 177V178H57ZM92 177V175H91ZM97 177V176H96ZM95 177V178H96ZM113 177V176H112ZM127 177V176H126ZM185 177H186V180L188 181V183L185 181ZM54 178V177H52ZM93 178V179H95ZM117 177L113 178L115 181L117 180L116 179ZM120 178V177H119ZM89 179H92V178H89ZM92 179V181H93ZM100 179V178H99ZM123 179V178H122ZM57 180V179H56ZM103 180V179H102ZM53 181H55L53 179ZM88 181V180H87ZM86 181V182H87ZM105 181V180H104ZM145 181V179H144ZM103 182V181H102ZM143 182V181H142ZM172 182V181H171ZM185 182L186 184L188 185H185ZM89 183V182H88ZM92 183V182H90ZM43 184V185H42ZM94 184V183H93ZM140 184V185H139ZM89 185V184H88ZM92 185V184H91ZM96 185V184H95ZM119 185V184H118ZM94 186V185H92ZM174 186V187H176ZM55 188V189H54ZM69 188V187H68ZM117 189V188H116ZM95 190V189H94ZM98 190V189H97ZM188 192V193H189ZM153 193V192H152ZM189 193V194H190ZM62 194V193H61ZM64 194V193H63ZM135 194V196H136ZM157 194V193H156ZM189 194L186 196L188 197ZM75 195V194H74ZM105 195V194H104ZM113 195V194H112ZM111 195V197H112ZM117 195V194H116ZM132 196H134V194H132ZM138 196V195H137ZM261 196V197H260ZM72 197V196H71ZM114 197V196H113ZM122 197V196H120ZM129 197V196H128ZM191 197V196H190ZM194 197V196H193ZM74 199V197H72ZM72 198H71V202H72ZM82 198V197H81ZM105 198V197H103ZM110 198V197H109ZM130 198V197H129ZM96 199V198H95ZM107 199V198H106ZM104 199V200H106ZM115 197L112 199L114 200ZM117 202H119L118 200L120 198H116ZM124 199H127L124 197ZM136 199V198H135ZM188 199V198H187ZM64 200V199H63ZM75 200V199H74ZM73 200V201H74ZM101 200V198H100ZM131 200V199H130ZM129 200V202H131ZM133 200V199H132ZM149 200V199H148ZM186 200V199H185ZM66 201V199H65ZM76 201V200H75ZM90 201V200H89ZM99 201V200H98ZM103 201V200H102ZM108 201V200H107ZM116 201L115 204H116ZM123 201V200H122ZM126 203H124L126 205V208L128 210L131 209V206L132 204L130 205V203L128 202V200H125ZM134 201V200H133ZM101 202V201H100ZM106 202V201H105ZM104 202V204H105ZM111 202V201H110ZM124 202V201H123ZM147 202V201H146ZM195 202V201H194ZM91 203V202H90ZM102 203V202H101ZM121 203V202H119ZM116 204V205H119L121 206L120 204ZM69 204V203H68ZM78 204V203H77ZM91 204H94L95 205V202H92ZM97 204V203H96ZM103 204V203H102ZM101 205V207H98V210L101 214H104V211L106 210V206L104 205V208L103 206ZM123 204V203H122ZM196 203V206L199 205ZM62 205V204H61ZM60 205V206H61ZM70 205V204H69ZM98 205V204H97ZM108 205V204H107ZM110 205V204H109ZM112 205V204H111ZM177 205V204H176ZM188 207H190L191 209H194V206L193 204H190L189 202L186 204ZM63 206V205H62ZM92 206V205H91ZM96 206V205H95ZM99 206V205H98ZM113 206H115L113 204ZM124 206V205H123ZM122 206V207H123ZM140 206V205H139ZM65 207V206H64ZM68 207V205H67ZM66 207V209H67ZM94 207V206H93ZM110 207V206H109ZM120 207V208H122ZM178 207V205H177ZM176 207V211L177 208ZM199 207H202L199 205ZM197 207V210L196 212H198L197 214H199L200 212L202 213V216H203V213H206L204 210V212L200 210H198ZM69 208V207H68ZM117 208V206H116ZM90 209V208H89ZM105 209V210H104ZM119 209V208H118ZM126 209V210H127ZM141 209V208H140ZM139 209V210H140ZM170 209V208H169ZM173 209V208H172ZM172 209L171 212L173 211ZM188 209V208H186ZM185 209V210H186ZM190 209V210H191ZM95 210V209H94ZM93 210V212H95ZM108 210V209H107ZM127 210V211H128ZM166 211V209H164ZM174 210V211H175ZM97 211V210H96ZM120 211V210H119ZM145 211V210H144ZM143 211V212H144ZM175 211V212H176ZM182 211V210H180ZM189 211V210H188ZM107 211H105L106 213ZM122 212V211H120ZM126 212V211H125ZM142 212V211H140ZM139 212V213H140ZM142 212V213H143ZM155 212V211H154ZM170 212V211H169ZM100 213H97V215H99ZM110 213V212H109ZM123 216H124V210H123ZM127 213V212H126ZM165 213V212H164ZM177 213H179L177 211ZM185 213V212H184ZM80 214V213H79ZM78 214V215H79ZM91 214V213H90ZM95 214V215H96ZM144 214V213H143ZM173 214H176L173 212ZM182 214V213H181ZM94 215V217H95ZM113 215V213H112ZM149 215V214H147ZM165 214H163L164 216ZM168 215V214H167ZM172 215V214H171ZM201 214H199L200 216ZM205 215V214H204ZM81 216V214H80ZM101 216L100 219H103L104 216L102 215H99V217ZM111 216V215H110ZM160 216V215H159ZM166 216V215H165ZM170 216V215H168ZM167 216V217H168ZM91 217V216H89ZM93 217V215H92ZM91 217V218H92ZM98 217V218H99ZM105 217H107L105 215ZM151 217V216H150ZM172 217H175V215ZM108 218H111V217H108ZM112 218L114 219V215L112 216ZM198 218V217H196ZM203 218H206V217H202ZM94 219V218H93ZM96 219V218H95ZM184 219V218H183ZM214 219V217H213ZM91 220V219H90ZM89 220V222H90ZM96 220H99V219H96ZM104 220V219H103ZM111 220V219H110ZM125 220H127V216L125 217ZM127 220V221H129ZM173 220V219H172ZM178 220V221H179ZM100 221V220H99ZM97 221V223L99 222ZM106 221V220H105ZM105 221H102L101 223L105 222ZM124 221V220H123ZM187 221V220H186ZM195 221V220H194ZM85 222V221H84ZM82 222V223H84ZM95 222V220L93 221ZM114 222V221H113ZM126 222V221H125ZM100 223V224H101ZM107 223V222H106ZM105 223V224H106ZM109 223V221H108ZM129 223V222H128ZM180 223V222H179ZM192 223V222H191ZM209 223V224H208ZM86 224V223H85ZM99 224V225H100ZM104 224V223H103ZM110 224V223H109ZM174 224V229L173 230H170L171 226ZM190 224V223H189ZM193 224V223H192ZM152 225V224H151ZM191 225V224H190ZM212 225V226H210ZM98 226V225H97ZM129 226V225H128ZM194 226V225H193ZM108 227V225H107ZM110 227V226H109ZM130 227V226H129ZM139 227V226H138ZM146 227V226H145ZM120 228V227H119ZM143 228V227H142ZM89 229V228H88ZM99 229V228H98ZM109 229V228H108ZM141 229V228H140ZM192 231H190V230ZM197 229V230H196ZM90 230V229H89ZM102 230V229H101ZM106 230V228H105ZM110 230V229H109ZM93 231V229L91 230ZM98 231V230H97ZM107 231V230H106ZM111 231V230H110ZM108 231V232H110ZM146 230H142V235L144 234V232ZM187 231H190L192 233H194V235L192 234L191 236H193L197 243H198V246H200V249L199 252H194L192 251L193 249V246H194V240L192 239L193 237H190L189 236L187 237L186 236V233ZM120 232V231H119ZM135 232V230H134ZM152 232V230H151ZM159 232V231H157ZM154 233V232H153ZM216 233L218 234V236H216ZM99 234V233H98ZM148 234V233H146ZM145 234V235H146ZM191 234V233H190ZM155 235H156V232H155ZM163 235V234H162ZM124 236V237H125ZM147 236V235H146ZM149 236V235H148ZM153 236V235H152ZM144 237V236H143ZM142 239V238H141ZM152 239V241H153ZM188 239H192L190 240L191 244L188 242ZM129 242V243H128ZM175 243V244H176ZM190 244V245H188ZM133 245V244H131ZM174 246V244H172ZM134 246V245H133ZM178 246V245H177ZM197 246V245H196ZM171 247V246H170ZM192 247V249H191ZM132 248V246L130 247V249ZM174 248V247H172ZM144 249V250H142ZM178 249V248H177ZM171 250V251H172ZM129 251V250H128ZM133 252H135L133 249L131 250ZM62 252V251H61ZM104 253V255L106 256L105 258H101V254ZM101 253V254H100ZM167 253V252H166ZM128 254H130L128 252ZM132 254H135V253H132ZM146 254V253H145ZM120 255V256H119ZM147 255V254H146ZM149 255V254H148ZM62 256V255H61ZM127 256V255H126ZM125 258L127 259L128 256ZM155 256V255H154ZM133 257V256H132ZM150 257V256H149ZM158 257V256H157ZM148 258V256H147ZM73 259V260H72ZM149 259V258H148ZM209 259H211V256L209 257ZM213 259V258H212ZM151 261V259H149ZM68 261V260H66ZM129 261V260H128ZM154 261V260H153ZM212 261V260H211ZM125 262V261H124ZM149 262V261H148ZM152 262V261H151ZM177 262V261H176ZM119 263H122L119 262ZM106 264V263H105ZM158 264V263H157Z\"/></svg>",
    "mask_w": 264,
    "mask_h": 264
}]
</instances>
